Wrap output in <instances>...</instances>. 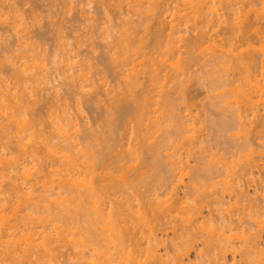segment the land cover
Here are the masks:
<instances>
[{
    "label": "rangeland",
    "instance_id": "rangeland-1",
    "mask_svg": "<svg viewBox=\"0 0 264 264\" xmlns=\"http://www.w3.org/2000/svg\"><path fill=\"white\" fill-rule=\"evenodd\" d=\"M8 1V2H7ZM10 1L12 2L11 4H10ZM27 1V2H26ZM25 2H24V0H5V5H4V3H3V7L2 6H0V49L2 50H0V60L1 61H3V62H0V64L1 63H3V66H1L0 67V83H2L3 85L0 87L1 89H2V87L4 86V88H6V90H8L9 88V91H8V93H9V95L10 96H8V99H6V98H4V97H7L6 96V94H8V93H5L4 95H0V97H2V96H4V97H2L3 98V100H2V104L1 105H3V103H5L4 105H6V103H8L6 106H9L10 104V106L8 107V112H9V110L12 108V106H14V105H12V103H11V101H9V100H12L13 101V99H14V97L15 96H17V94H18V96H17V98H18V102H20L21 100H22V94L23 95H25V96H23V98H25V97H28L27 99H29V100H31V104H30V102H27L28 104H30L31 106H34L33 108L30 106V109H28L29 108V105L25 102V101H27V99L25 100V101H23L24 102V104H22L21 103V105L19 106V108H22L25 104L27 105H25L24 106V108L25 107H27V109L28 110H31L32 111V109H33V111L35 110V112H34V114H32L33 113V111H32V113H30V111H28L27 109H26V112H25V115L23 114H21V111H17V110H15L14 112L17 114L18 112L21 114H19L20 115V117L19 116H17L18 118L17 119H23L24 121L25 120H27L28 118H29V120L31 121V119H30V116L32 115V117L33 118H36L37 117V115H38V117L39 116H41V122H43L44 121V123L42 124V123H38V126H39V129L41 128V127H44V128H41L42 130H43V133L41 134V132L39 133L38 131H39V129H37L38 128V126H37V124H35L34 125V127L36 126V130H38L37 132L39 133V135H38V133L36 134L37 135V137L35 136V139H37L38 138V136H39V140H37V141H43L42 140V136H40V134L41 135H43V139H44V137H48V136H50V134L49 133H51V128H50V125H51V127L52 126H54L53 127V133H55L56 132V126H55V124H54V118H55V116L56 115H58V117H59V119L64 115L65 116V113L66 112H69L68 114H70V115H72V116H70V117H73V118H71V121H70V123L73 121V123L74 124H76V123H78L75 127H74V124L73 123H71V124H73V131H69V132H67V133H65V135L67 134V136L69 135V134H71V135H69V136H72L71 138H77L78 136L77 135H79V141H77L78 143L80 142V144L82 143L83 144V141H84V139L86 138V135H88L87 137H89L90 136V138L92 139V141H94V136L95 135H97V133L96 132H99L100 131V127H101V125L102 126H104V125H106V124H104L103 125V123H104V121H105V119H106V117H105V115H107L109 112H112V111H110L111 109V105H110V101H112L113 99V97L115 96V97H117L118 96V93H122L121 91H122V89L124 88V84H125V82H123V81H125L124 79H125V77H123V74H124V76H125V74H126V71H127V69H129L130 68V65H128V66H126V64H125V66L127 67V69H126V67L125 66H123L122 65V63H123V59H125V55H128L129 57L133 54L132 52H133V50L132 49H130V48H127V47H129L128 45H130V44H128L127 43V47H123V46H126V45H122L123 44V42L122 41H120L119 40V38L120 39H122V37H124L125 39H126V41H127V38H126V34H127V36L130 34L131 35V33L133 32V28L135 29H137V30H134V33L136 34V33H138L136 36H134V37H139V34H140V37L142 36V35H145L146 33H145V31H144V33L142 32L143 31V29H146V27H148V26H153L154 24L153 23H155L153 20L151 21V18H149V16L152 14V13H150V15L147 17V18H149V19H146V15H143L142 16V12L144 11L143 9H144V6L147 8L148 7V5H156V3H158V2H162V3H158V4H160V5H162V6H159V9H160V12L163 14H161L160 12H159V15L161 14L162 16L160 17L159 16V18L160 19H162L163 18V20H161V21H163V22H168L169 24L171 23V21H172V17L175 19V23L177 24V22H178V19L180 18V16H183L184 15V11H186V10H188L187 8L188 7H186L185 9H184V1H176L177 3L176 4H174L175 2H173V1H175V0H173V1H171V0H169V2H168V0L167 1H164V0H159L158 2H157V0H152L153 2H151L150 0H146V2H145V0H139V1H137V0H133L132 2H137V4L138 5H140L139 7L141 8V5L143 6L141 9L143 10H138L139 12H137L136 11V7H138V6H136V5H133V6H135V10L134 11H132L131 10V12H130V14L129 13H127V11L128 10H130V9H132V8H130V9H128L127 8V5L126 4H128V2H125L126 4V6H124V3H121V0H26ZM28 1H30L29 3H28ZM110 1V2H109ZM118 1V2H117ZM217 1V0H216ZM221 0H219V2H220ZM238 1H245L244 3L243 2H241V4L238 2ZM230 0V1H228V0H222L220 3H218V1L215 3V0H213V2L215 3H213V7H214V9L213 10H218L217 12L219 13V14H217V12L215 11V14H211V12L213 11H205V15L204 16H202L201 17V19L203 18V17H205V18H208V19H202V20H198L197 22L199 23L200 22V24H197V22H195L196 23V25H195V23H193V22H191V21H189L190 23H189V25L186 23V24H183L184 23V21H185V19L183 18L182 20V22L180 21L179 23L181 24L179 27H182V25H183V28H179V32L181 31V33L182 34H178L177 36H175V39L177 40V42H176V40H175V43H177L178 44V46L179 45H181L182 43V46L184 47V49L186 50V48H185V45L188 43L186 40L187 39H189V38H193L194 36H196V32L195 31H197V29H201L202 31H204V32H209V34L214 38V34L215 33H217V35H218V37L215 35V38L213 39L212 37H210L211 39H213V41L215 42L214 43V45H215V48H214V46H212L211 47V43H213V42H206V44L205 45H203V47L202 46H200L199 47V49H193V50H191L190 52H192V51H194L195 50V52H194V55H196L197 54V56H194L193 55V53H190V54H192V55H190L189 56V61H187V62H185V58H188V54H185L186 52L184 51V52H181L182 54H183V57H184V59H182L183 57L182 56H180V54L181 53H179V54H177V56H180V57H182L181 59H182V63H184L186 66H184L183 68L185 69V68H187L188 69V71L186 72V71H184V73H183V77L182 76H180L179 77V79L180 80H178V82H175V81H177V79L175 78L174 79V76H173V78L171 77V80H169L168 79V81H169V83H168V81L167 80H164L165 81V83H164V81L162 80V84H164V87L166 88L167 86H168V88L167 89H169V87H171V86H173V88H175V89H172V87H171V89H172V91H171V89H169V90H167V89H165V91H163V92H167V91H170L171 92V94H170V101H171V99H175V101L174 102H176L177 104H174V102H173V107H175L174 108V110H177V108L179 109L180 108V110L178 111L177 110V113L176 114H178V113H180V111L182 112L181 114H179V117H180V115H181V117H183L184 115V117L183 118H187V121L184 119V121H186V122H192V123H189L190 125H188V127H187V129H186V132H184V133H180V131H176V127H175V123H173L172 121H174V120H172L171 119V123L172 124H174L172 127H173V129L175 130L174 132H173V130H171L170 128H169V126L171 127V125L172 124H170V118H169V116H168V113L166 114V112H164L165 110V105L163 104V106H161V107H163V109H161V107H159L160 109L158 110V107L157 106H155L154 108H157V110L158 111H156V113L154 114V113H152L151 114V117H153L152 119H154V117L156 118L158 115H161V116H158L160 119H158L159 120V122H161L160 123V125H162V128L160 127L159 129L161 130H156V133H155V130L153 131V132H150L151 134H149L148 132H146L147 133V137H149V143L151 142V143H153V141L154 140H156L157 139V137H159L158 139H160L161 141L165 138V137H170L171 138V136H172V138H171V142L173 143V144H169V142H168V146L167 147H165V149L164 150H161L162 152L164 151V154H166L165 156L163 155V154H161L162 155V157H163V159L162 160H164V162H165V159L164 158H166L167 156L169 157V158H171V157H173L172 159H171V161L172 160H176V161H179V160H177L178 158L180 159H182V162L184 163V166H183V163H180V165H177V167L179 166V168H180V166H182V168L183 167H185V169L187 170H185L186 172H184V174L186 175V177H187V179H186V177H184L183 178V183H185L184 185H181V186H179L180 188H178V189H176V191H177V193H176V195H178V196H180V197H178L177 198V200H181V199H183L184 197H183V194H185V185H187V187H186V193L187 194H189V196L188 195H186V196H188V197H190L191 195H193V193H198L199 191H201V192H199L200 194L201 193H203L202 195H204V196H202V195H200L199 193V195L197 194H194V196L196 195V196H199V197H201V200H200V198H198V199H196L197 197L195 196V198H193V196L192 197H190V200H189V198L187 197H185L183 200L184 201H186L187 202V200L186 199H188L189 201H190V203H188L187 202V204H190L191 206H193V208H195V204H196V207L198 206L197 204H199V206L197 207V208H199V211H200V207H202V205L200 204V203H198V202H204L205 201V196H207L206 198L208 199L207 201H205L204 203H202L203 204V206H205V205H208L206 208L205 207H202L201 208V211H200V213H201V215L199 214V213H197L196 215H198L197 217H196V215H194V216H191L190 217V219H193V218H196V220L198 221V224H199V228H201L199 231H197V236L200 234V233H202V238L201 237H199V239L201 240L200 242H197L196 243V245H195V249L193 248L191 251H190V253L188 254V256L185 258V264H196L197 262L195 261L196 259H194V258H196L195 257V255H196V253H198V251L199 250H202L203 249V253H205L204 255H206V256H208V258H210V261H212L211 263H214L213 262V260L215 259H217L218 258V260L221 262V263H223L224 261L223 260H225L228 264H234V261H232V262H230V260H231V257H234V256H232V254H230V253H228L225 257H223V255L222 256H220L219 254H220V251L218 252V250L217 249H219V248H215V247H211V252H210V248L209 249H207L204 245H202L203 244V242L202 241H208V240H210V241H214V243L215 242H217V244H218V242H219V240H220V242H222V243H219L218 245L220 246V245H224V246H228V245H231V246H233L234 244L235 245H237L236 247H239V244L240 245H242V240H240V239H242L241 238V236H244V235H246V236H248L247 234H241V232H242V230L241 229H235V230H233L232 231V229H234V227L232 226V229H231V231L229 232H226L227 230H221L220 228L218 229V225H219V221L221 220V217H228V219H230V218H232L233 220H235V219H237V216H238V218H240L241 220L243 219V218H241V217H243L244 215L243 214H245V216L246 217H244V221L245 222H247V220H248V223H251L252 224V221H253V223H256L255 225L254 224H252V225H254V226H256V225H258L259 227H257L256 226V228L254 227V226H252L251 225V231L250 230H248V234H249V237L251 236L250 235V232H251V234H253L252 232H253V228L255 229L254 231H256V233H254V235L256 234V236L258 237L257 238V243H258V248H259V250H261V253H258L257 254V256H255L254 255V258L256 257H258L257 258V260H259V262L258 263H256V258L254 259L252 256H251V258H249L248 259V261H246V264H248V262H250L251 260H252V258H253V260H254V264H262L263 262L262 261H264V206H263V202H261V204L260 205H258V202H257V204L256 203H254L255 202V200H257V201H260V200H258V198H260L261 199V196H262V198H263V195H264V190L262 189V186H261V184L263 185V180H261L262 178H264V109H263V105H264V96H260V95H263L264 94V90H261V88L262 89H264V87H263V84H264V81H262V80H264V78L262 79V76L261 75H263L264 73V68L262 69V67L261 66H264L263 65V63L260 65V67L259 66H257V68L259 67V69L260 70H258V72L260 71V73H259V75H258V72L256 71V75H257V77L256 78H258V77H260L261 76V79L260 78H258L260 81H258V82H256L257 84L256 85H258V83L260 82V84H259V86L260 87H258L257 86V88L256 89H253V88H255L254 87V85H255V82H254V80H251V81H253V82H251V84H249V85H251L252 86V88H251V86H248V83H247V78L245 79V81L243 80V78L242 77H245L244 76V74H243V76L241 75V73H244L243 71L242 72H240L239 71V68H242V67H240L239 65L236 67V65L234 64L233 65V63L234 62H232V63H229L230 62V60L228 59V58H232L231 56V54H230V51L232 50L233 52H234V47H232L231 45H229L228 46V44H230V43H227V39H229V37H230V35H231V31L232 30H229V27H226V24H228V23H226L225 25H223L224 23V20H225V22L226 21H228V22H230V21H233V22H230L231 23V25L230 24H228V26H230L231 28L230 29H234L235 30V28H237L238 27V25H240V24H243L244 22H246V21H244L245 19L243 18V17H247L248 19H250L249 21L250 22H253L254 21V19H258L259 18V21L258 20H255L254 22H262L260 25L261 26H263L262 28H264V0H259L258 2L256 1V0H254V2L255 3H253V4H255V5H253V6H251L252 4H251V2L249 3V4H251V5H249L248 4V0H247V2H246V0ZM252 1V0H251ZM6 2H7V4H6ZM45 2V3H44ZM114 2V3H113ZM130 2H131V0H130ZM136 2L134 3V4H136ZM145 2V3H144ZM149 2L151 3V4H149ZM155 2V3H154ZM169 3V5H167V3ZM179 2H181V3H179ZM182 2H183V4H182ZM231 2V3H230ZM237 4V6H236V4ZM253 2V1H252ZM9 3V4H8ZM25 3V4H24ZM28 3V4H27ZM33 3H34V5H33ZM36 3V4H35ZM104 3V4H103ZM118 3H119V5H118ZM140 3V4H139ZM142 3H144V4H147V5H144V4H142ZM153 3V4H152ZM171 3V4H170ZM182 5V7H180V5ZM224 3V4H223ZM228 3H230V5L228 4ZM238 3L240 4V5H238ZM245 3H247V5L250 7V8H254V9H256V11H257V13H255L256 11H253L255 14H253V12H251V10H249L250 8L247 6H245ZM32 4V5H31ZM67 4V5H66ZM114 4V5H113ZM218 4H220V5H218ZM6 5H8V6H6ZM102 5H103V7H102ZM172 5V6H171ZM177 5L180 7L179 8V11H180V15H178L179 14V11H178V13L177 12H173L172 10H174L175 9V11H176V8H177ZM222 5V6H221ZM223 5H225V6H223ZM227 5V6H226ZM229 5V6H228ZM233 5V6H232ZM169 7L170 9H172L173 7V9L172 10H169V9H167L166 7ZM211 6V8H212V4L210 5ZM215 6H218V7H215ZM231 6H232V8H233V10H232V8H231ZM235 6V7H234ZM244 8H243V7ZM8 7V8H7ZM67 7V8H66ZM104 7L106 8L105 10H104ZM122 7V8H121ZM123 7H126L128 10L126 11V8H124L123 9ZM161 7H163L162 9H161ZM176 7V8H175ZM226 7V8H225ZM229 7V8H228ZM166 8V9H165ZM219 8V9H218ZM224 8V9H223ZM235 8V9H234ZM238 8V9H237ZM239 8H240V10H239ZM243 8V9H242ZM2 9V10H1ZM12 9V10H11ZM123 9V10H122ZM226 9V10H225ZM242 9V10H241ZM253 9V10H254ZM4 10V11H3ZM69 10V11H68ZM122 10V11H121ZM169 10V11H168ZM178 10V9H177ZM182 10V11H181ZM184 10V11H183ZM225 10V11H224ZM232 12V13H230V11ZM238 12H237V11ZM136 11V12H135ZM142 11V12H141ZM165 11V12H164ZM234 11V12H233ZM236 11V12H235ZM241 11V12H240ZM249 11H250V13H249ZM3 12V13H2ZM68 12V13H67ZM119 12V13H118ZM126 12V13H125ZM129 12V11H128ZM133 12H135L134 14H133ZM145 12V11H144ZM158 12V11H157ZM164 12V13H163ZM182 12V13H181ZM188 12V11H187ZM186 12V13H187ZM228 12V13H227ZM240 12V13H239ZM248 12V16L247 15H245V13H247ZM8 13V15H5V14H7ZM13 13V15H11ZM15 13V14H14ZM118 13V14H117ZM138 13V14H137ZM173 13H176L175 15H178V17H174L175 15H173ZM185 13V14H186ZM237 13V14H236ZM243 13V14H242ZM4 14V15H3ZM10 14V15H9ZM145 14V13H144ZM147 14V13H146ZM183 14V15H182ZM209 14H211V16H209ZM217 14V15H216ZM221 14H222V16H221ZM234 14V15H233ZM240 14H241V16H240ZM3 15V16H2ZM126 15V16H125ZM148 15V14H147ZM216 15V16H215ZM219 15V16H218ZM237 15H239V16H237ZM254 15V16H253ZM257 15H259V16H257ZM145 16V17H144ZM226 16V17H225ZM230 16V17H229ZM243 16V17H242ZM7 18V19H5V18ZM220 17V19H218L217 20V18H219ZM222 17V18H221ZM229 17V18H228ZM242 17V19H243V21L244 22H241L242 20H240V18ZM255 17V18H254ZM14 18V19H13ZM142 18V19H141ZM144 18V19H143ZM152 18H154V16L152 17ZM155 18H158V15H156L155 16ZM165 18V19H164ZM176 18H177V20H176ZM213 19L214 21L213 22H215L214 24H216L215 26H214V24L212 25V21L210 22L209 21V19ZM236 18H239V20H238V23H240V24H236L237 23V20H236ZM254 18V19H253ZM16 19V20H15ZM171 19V20H170ZM211 19V20H212ZM236 21H235V20ZM247 19V20H248ZM251 19H253V21L251 20ZM262 19V20H261ZM7 22H6V21ZM12 20V21H11ZM17 20H18V22H17ZM73 20V21H72ZM127 21L126 23H124V22H122V21ZM147 20H149L148 21V23H147V26H146V22H147ZM164 20H166V21H164ZM179 20H181V18L179 19ZM207 20V22H208V25H205V24H203L201 21H206ZM230 20V21H229ZM261 20V21H260ZM170 21V22H169ZM219 21V22H218ZM240 21V22H239ZM6 22V23H5ZM13 22H14V26H13ZM24 23V25H22L23 23ZM120 22H122V23H120ZM145 22V23H144ZM153 22V23H152ZM210 22V23H209ZM217 22V23H216ZM22 23V24H21ZM70 23V24H69ZM150 23V24H149ZM201 23H202V25H201ZM218 23H222V25H220L219 26V24ZM235 23V24H234ZM72 24L74 25V26H72ZM118 24H120L121 26H119ZM122 24H124V26L122 25ZM153 24V25H152ZM167 24V23H166ZM232 24L235 26V28H234V26H232ZM263 24V25H262ZM16 25V26H15ZM26 25V26H25ZM71 25V26H70ZM77 25V26H76ZM128 25V26H127ZM185 25H188L187 26V28H186V26ZM196 26V27H198L196 30H195V28H194V26ZM200 25V26H199ZM12 26H13V28H14V30L13 29H11L12 28ZM19 26H20V28H19ZM23 26H25V27H23ZM130 26H133L132 28L130 27ZM146 26V27H145ZM193 26V27H192ZM203 26V27H202ZM208 26H211V27H207L208 28V30H206L205 31V29H207L206 27ZM216 28H214V27ZM258 26H259V24H258ZM11 27V28H10ZM18 28V29H16V28ZM22 27H23V29H22ZM47 27H48V29H47ZM220 27V28H219ZM240 27V26H239ZM260 27V26H259ZM38 28V29H37ZM40 28V29H39ZM59 28V29H58ZM62 28V29H61ZM129 28V29H128ZM131 28V29H130ZM184 28H186V29H184ZM192 28H194L193 30H192ZM213 28H214V30H213ZM218 28H219V31H218ZM226 28H227V30H229L228 31V33H224L223 31H225L226 30ZM24 29L26 30V31H24ZM45 29H46V31H45ZM61 29V30H60ZM69 29V30H68ZM73 29V31H71ZM119 29H120V31H119ZM139 29H142L141 31L139 30ZM152 29V28H151ZM182 29H184V30H182ZM211 29V30H210ZM9 30H11L10 32H9ZM28 30V31H27ZM41 30H43V31H41ZM52 30V31H51ZM57 30V31H56ZM122 30V31H121ZM132 30V31H131ZM195 30V31H194ZM214 32H213V31ZM217 30V31H216ZM223 30V31H222ZM226 30V31H227ZM15 31H18V32H15ZM29 36V37H31V38H29L24 32ZM46 32V34H45V32ZM130 31V32H129ZM137 31V32H136ZM185 33V34H183V32ZM13 32H14V34H13ZM30 32V33H29ZM122 32V33H121ZM124 32V33H123ZM125 32H127V33H125ZM139 32H141V33H139ZM147 32V31H146ZM219 32H221L220 34H219ZM223 32V33H222ZM20 33V34H19ZM42 33L44 34V35H42ZM54 33H55V35H54ZM114 33V36H112V34ZM119 33H121V35L119 34ZM143 33V34H142ZM167 33V32H166ZM214 33V34H213ZM12 34V35H11ZM18 34V35H17ZM22 34H24L23 36L25 37H28L29 39H27V38H24V41H26V39L32 44L33 43V45H31L32 47L34 46V44L37 46V48H36V52L37 51H39L38 53H37V55H38V58H37V56H34L33 58L35 59H33L29 54H31L32 55V53L33 52H30L29 51V53L28 54H26V53H21L22 52V50H23V44L22 45H17V43H16V41L17 40H21V38H22ZM37 34V35H36ZM60 34H62V35H60ZM84 34V35H83ZM123 34H125L124 36H123ZM188 34H189V36H188ZM193 34V35H192ZM230 34V35H229ZM15 35V36H14ZM39 35H40V37H39ZM42 35V36H41ZM59 35V36H58ZM72 35H73V37H72ZM116 35V36H115ZM183 35V36H182ZM222 35H223V37H222ZM229 35V36H228ZM47 36V37H46ZM54 36V37H53ZM71 36V37H70ZM79 36H81V37H79ZM84 36V37H83ZM87 36V37H86ZM146 36V35H145ZM144 36V37H145ZM182 36V38L184 37L186 40V42L183 40V42L181 43L180 42V40H179V38ZM187 36V37H186ZM208 37H209V35H207ZM226 36V37H225ZM247 36H248V33H247ZM20 39H19V38ZM43 37V38H42ZM45 37H46V39H45ZM57 37V38H56ZM79 37V38H78ZM133 37V38H134ZM11 38H13V39H11ZM72 38V39H71ZM74 38V39H73ZM76 38L77 39H79V40H76ZM81 38H82V40H81ZM90 38H92V39H90ZM115 38V39H114ZM118 38V39H117ZM178 38V39H177ZM183 38V39H184ZM191 38V39H192ZM216 38H218V39H216ZM35 39V40H34ZM47 39H49V40H47ZM60 39V40H59ZM62 39V40H61ZM65 39H66V41H65ZM85 39V40H84ZM87 39V40H86ZM124 39V40H125ZM128 39H132V36H131V38H130V36H129V38ZM181 39V38H180ZM219 39H221V40H219ZM254 39H259V38H253V40ZM31 40V41H30ZM44 40H45V43H44ZM47 40V41H46ZM59 42H58V41ZM73 40V41H72ZM89 40V41H88ZM93 40V41H92ZM109 40V41H108ZM130 40H128V41H130ZM179 40V41H178ZM227 40V41H226ZM253 40H252V44H250V46H249V48H251V47H253V48H255V49H257L258 51L260 50L259 48H260V45L262 44H264V40H263V43H262V40H261V42H259L258 40H254V41H258V44L256 43V42H253ZM27 41V42H28ZM35 41H36V43H35ZM39 41V42H38ZM56 41H57V43H56ZM77 41V42H76ZM90 41H92V42H90ZM108 41V42H107ZM113 41V42H112ZM127 41V42H128ZM189 41V40H188ZM16 44H15V43ZM18 42V41H17ZM22 42V41H21ZM29 42L27 43V44H29ZM42 42V43H41ZM75 44H74V43ZM78 42H81V43H79L78 44ZM88 42V43H87ZM112 42V43H111ZM115 42V43H114ZM117 42H118V44H117ZM120 42L122 43V44H120ZM181 44H180V43ZM12 43V44H11ZM20 42H18V44H19ZM59 43V44H58ZM64 43H65V45H64ZM70 43V44H69ZM87 43V44H86ZM90 43V44H89ZM108 43V44H107ZM129 43H131V41L129 42ZM147 43V42H146ZM216 43H217V45H216ZM226 43H227V45H226ZM256 43V44H255ZM259 43H261V44H259ZM3 44V45H2ZM8 44V45H7ZM11 44V45H10ZM67 44V45H66ZM84 46V45H86V46H82V45ZM93 44V45H92ZM122 45V47H120L119 49H118V47H117V45ZM124 44H126L125 42H124ZM148 44V43H147ZM209 44V45H208ZM224 45V47H223V45ZM232 44H235V45H237L238 43H236V39H235V41H234V43L232 42ZM14 45V46H13ZM39 45V46H38ZM45 45V46H44ZM54 45V46H53ZM57 45H59L58 47H57ZM70 45V46H69ZM72 45V46H71ZM78 45H80V48L78 47ZM94 46V47H88V46ZM106 45H107V47H106ZM176 45V44H175ZM239 45V44H238ZM5 46V47H4ZM10 46V47H9ZM13 46V47H12ZM21 46V47H20ZM36 46H34V47H36ZM44 46V47H43ZM64 46V50L62 49V47ZM78 47V48H74V47ZM99 46V47H98ZM109 46H112V47H110L109 48ZM15 47V48H14ZM19 48V49H16V48ZM40 47H42V48H40ZM60 47V48H59ZM103 47H106V50H105V48H103ZM117 47V48H116ZM131 48H132V45L130 46ZM218 47V48H217ZM248 47V46H247ZM247 47H245V48H247ZM263 47V46H262ZM4 48V49H3ZM8 48V49H7ZM39 48H40V50H39ZM76 51V53L74 54V52L75 51H72L73 49ZM85 48V49H84ZM94 48V49H93ZM116 48V49H115ZM121 48H127V49H130L131 50V52H130V50H125L124 49V51H125V53L126 54H122V56H121V51H122V53H124V51H123V49H121ZM182 48V47H181ZM180 48V51H183L182 49ZM202 48V49H201ZM215 49L216 51H215V53H217V52H220V54H222V52H223V50L226 52V54L228 53V54H230L229 56H225V55H223V59H222V57L221 58H217L218 59V61H220V63H217L218 61H217V59L216 58H214V57H210L211 56V54L214 52L212 49ZM217 48V49H216ZM220 48H222V52L220 51ZM224 48V49H223ZM244 47L242 48V49H245ZM11 49H12V51H11ZM45 49H47V50H45ZM81 49V50H80ZM88 49V50H87ZM97 49V50H96ZM103 50V51H101V50ZM118 49V50H117ZM210 49L212 50L211 51V54L209 53L210 52ZM230 49V50H229ZM248 49V48H247ZM7 50V51H6ZM16 50V51H15ZM17 50H19V51H21L20 53L17 51ZM44 50V51H43ZM59 50V51H58ZM82 52L83 51V54L85 55V57H84V55H82V53H79L80 51ZM96 52H95V51ZM100 50V51H99ZM108 50V51H107ZM115 52H114V51ZM149 50V49H148ZM219 50V51H218ZM251 50L253 51V49L251 48ZM262 50H263V48H262ZM261 50V51H262ZM6 51V52H5ZM42 51V52H41ZM52 51V52H51ZM59 53H58V52ZM67 52L66 54L64 53V52ZM79 51V52H78ZM85 51V52H84ZM90 53H89V52ZM117 51H118V54H116L117 53ZM208 53H207V52ZM231 51V52H232ZM44 52V53H43ZM72 52V53H71ZM77 52H78V57L77 56H75V55H77ZM92 52L94 53V55H96L95 53H97V55L96 56H94L93 54H92ZM101 54H99V53ZM109 52V53H108ZM112 52H113V54H112ZM232 52V53H233ZM254 52H255V50H254ZM257 52V51H256ZM16 53V54H15ZM47 53V54H46ZM50 54V56H49V54ZM56 53V54H55ZM66 55H64V54ZM86 53V54H85ZM106 53V54H105ZM114 53H115V55H114ZM119 53H120V55H119ZM199 53V54H198ZM204 53V54H203ZM258 53V52H257ZM4 54H5V56H7V57H4ZM11 54V55H10ZM18 54V55H17ZM20 54H23L24 55V57H29V60H30V58H32L31 59V61L33 60V63L30 61H28V62H26V64H25V66H27L28 67V69L25 71L24 70V72H22V73H25V75L24 74H20L19 72L21 71L20 69H23L21 66L22 65H20V64H22L21 62H25V60L23 61V60H20V57L19 56H22V55H20ZM53 54H55V55H53ZM64 56H63V55ZM68 54V55H67ZM184 54H185V56H184ZM207 54H209V55H207ZM219 54V53H218ZM219 54V55H220ZM223 54H224V52H223ZM233 54H235V52L233 53ZM14 55V56H13ZM15 55H17L16 57L19 59V60H16L17 58L15 57ZM26 55V56H25ZM39 55H40V57H39ZM46 57H45V56ZM81 55V58H82V60H81V58L79 59V56ZM87 55V56H86ZM99 55V56H98ZM104 55H106V57L107 56H109V57H111V58H113V61H112V59L111 58H106V57H104ZM119 55V56H118ZM204 55V56H203ZM217 55V54H216ZM219 55H218V57H219ZM4 58H3V57ZM10 56H11V58H10ZM43 56V57H42ZM69 56H71V58L69 57ZM93 56V57H92ZM203 56V57H202ZM207 56V58H205ZM2 57V58H1ZM13 57L15 58V59H13ZM41 57H42V59H41ZM59 57V58H58ZM61 57V58H60ZM69 57V58H68ZM75 57H76V59H78V60H76L75 59ZM88 57V59H86ZM96 57L98 58V59H96ZM100 57V58H99ZM101 57H102V59L104 60V61H107V59L109 60L106 64L104 63V64H102L100 61H102V59H101ZM104 57V58H103ZM118 57H119V59H120V57L122 58V57H124V58H122V59H120L121 61H117L116 62V59L117 60H119L118 59ZM129 57H127V58H129ZM191 57H192V59H191ZM196 58V60L194 59V58ZM224 57H227V58H224ZM26 58V59H27ZM43 58H45V60L43 59ZM52 58V59H51ZM66 58V59H65ZM67 58L68 59H71V63H70V61H67L66 62V60H67ZM74 58V59H73ZM90 58V59H89ZM92 58H94V59H96L97 61L99 60V64L98 65H100V66H98L97 64H95L96 63V60L94 61ZM201 60H200V59ZM204 59V61L205 62H208V63H205V65L203 64L204 63V61H203V59ZM208 58H210V60H211V58H214L213 59V61L211 60H209ZM263 58V57H262ZM262 58H261V60H262ZM51 59V60H50ZM61 59V60H60ZM63 59H65V61H64V63H66V65L63 63ZM86 59V60H85ZM115 59V60H114ZM201 61H199V60ZM206 59H208V61L206 60ZM220 59V60H219ZM225 59H227V60H225ZM8 60V61H7ZM13 60H16V61H13ZM53 60H54V62H53ZM59 60V61H58ZM77 61V63H76V61ZM81 60V62L84 60V61H87L86 62V66H87V64H89L88 65V71H84L85 73H89V74H92V76H91V81L89 80V78H90V76H89V74H88V77L86 76V77H82V79H80L81 78V75H82V72H80L81 73V75H77V77H78V81L76 80V78H74L75 76L74 75H76V74H80L79 72H78V69L80 68V66H79V64H80V61ZM88 60H90V61H92L91 63H93V61L95 62L94 64L97 66V67H99V70H101V71H104L103 69H105V71H104V73H100V71L98 70L97 71V67H95V65H93L92 66V70L90 69L91 68V63H89L90 61H88ZM123 60V61H122ZM126 60V59H125ZM192 61V64L190 63L191 61ZM193 60H195V61H193ZM215 60V61H214ZM224 60V61H223ZM260 60V61H261ZM5 61H7V62H5ZM12 61V62H11ZM40 61H43V62H40ZM47 61V62H46ZM57 61L59 62L58 64H57ZM62 61V62H61ZM116 62V66H117V68L115 67V63H113V62ZM217 61V62H216ZM227 61V62H226ZM231 61H233V59L231 60ZM8 62H9V65H7L8 64ZM14 62H15V65L18 67V65L21 67L20 69H19V67H18V70L19 71H16L15 70V68H17L15 65H14ZM19 62V64H17V63ZM52 62V63H51ZM74 62V63H73ZM111 62V63H110ZM125 62V61H124ZM180 62V63H181ZM191 64V66H190V64ZM194 62H197V64L196 63H194ZM203 62V63H202ZM224 62H226V64L224 63ZM262 62H264V60H262ZM37 63H38V67H39V64L41 63V68H34V69H32L31 68V66L32 65H35V67H37ZM64 65H63V64ZM79 63V64H78ZM108 63H110L111 65H109V67L107 68V65H108ZM118 63V64H117ZM119 63H121V64H119ZM125 63H127V62H125ZM182 63H181V66H183L182 65ZM217 63V64H216ZM225 65H224V64ZM6 66H5V65ZM14 66H13V65ZM29 64V65H28ZM55 64H57L56 66H55ZM62 64V65H61ZM67 64L69 65V64H71L72 66H70V67H68L67 66ZM74 64V65H73ZM220 64H222V65H220ZM227 64H228V66H232V68L231 67H228L227 66ZM232 64V65H231ZM31 65V66H30ZM102 65V66H101ZM106 66V68H104L105 66ZM123 66V68H122V66ZM194 65H199V66H194ZM203 67H201V66ZM204 65V66H203ZM209 65V66H208ZM213 65V66H212ZM8 66V67H7ZM44 66V67H43ZM67 66V68H65V67ZM112 66V67H111ZM120 66V67H119ZM225 66V67H224ZM236 67L237 69H235L234 67ZM7 67V68H6ZM11 67L12 68H14V70L12 69L11 70ZM44 69H43V68ZM77 68V70H75V68ZM101 67V68H100ZM200 67H201V69H200ZM205 67H208V68H206L205 69ZM227 67V68H226ZM3 68H4V70H3ZM56 68V69H55ZM61 68V69H60ZM95 68H96V70H95ZM103 68V69H102ZM182 68V67H181ZM182 68V69H183ZM226 69V71L224 70H222V69ZM233 68L235 69V70H233ZM29 69H32V70H34V71H32V70H30L31 72H32V74H34L36 71V73L37 74H35L36 76H34L33 77V75L30 73V71H29ZM56 70V71H54V70ZM61 71H60V70ZM67 69V70H66ZM69 69H71V70H69ZM89 69H90V71H89ZM93 69L95 70V71H97V73L95 72V71H93ZM115 69H117V70H115ZM121 69H123V70H121ZM203 69V70H202ZM231 69V70H230ZM40 70H41V72L43 73H41V74H39L40 73ZM59 70V71H58ZM62 70H63V74L61 73L62 72ZM66 70V71H65ZM230 71V72H228V71ZM236 70H238L237 71V73H239V74H237L236 73ZM241 70V69H240ZM254 70V69H253ZM256 70V69H255ZM261 70H262V72H261ZM5 74V76H4V74L2 73V72ZM10 71V73L8 74V72ZM11 71H12V74H11ZM13 71H15V72H13ZM28 71H29V73H28ZM44 71V72H43ZM54 71V72H53ZM67 71H69L67 74H65L66 75V77H62V78H60L59 79V75H64V73H66ZM75 72V73H73V74H70L71 72ZM92 71V72H91ZM117 71V72H116ZM167 71V70H166ZM199 71V72H198ZM202 73H201V72ZM232 71H235L234 73H232ZM78 72V73H77ZM84 72H83V74H84ZM102 75H100V76H97V75H99V73ZM119 72V73H118ZM172 72V71H171ZM169 73L170 75L169 76H172V74H173V72L172 73ZM197 74H196V73ZM13 73H15V74H13ZM28 74V77H30V79H34V81H31L32 83H30V81H29V79L27 80V74ZM54 73V75H52ZM56 73V74H55ZM60 73V74H59ZM123 73V74H122ZM203 73H205V74H203ZM3 74V75H2ZM46 74V75H45ZM58 74V75H57ZM86 74V75H87ZM112 74H113V76H112ZM195 74V76H193ZM225 74V75H224ZM233 74V75H232ZM234 74H236V75H234ZM255 74V73H254ZM261 74V75H260ZM6 75H8L9 77H11V75H12V77L11 78H9L8 76H6ZM17 76L18 78H19V75L21 76V77H24V81L23 80H21V79H23V78H16V80L19 82H17L15 79H13V76ZM32 75V76H31ZM44 75V76H43ZM52 76L53 77V79H55V80H58V81H60V84L59 83H57L58 81H55L54 80V84H53V82L51 83V77H49V76ZM64 75V76H65ZM85 75V74H84ZM109 75V76H108ZM174 75V74H173ZM186 77H185V76ZM193 76V78H190V77H192ZM224 75V76H223ZM240 76V77H238V76ZM2 76V77H1ZM38 76V77H37ZM41 76V77H40ZM46 76V77H45ZM57 76V77H56ZM68 76H69V78L71 77V76H74L73 77V80H75L76 81V83H75V81H74V85H73V81L71 80V81H69L71 84H69V82H66V81H68V80H70V79H67L66 80V78H68ZM95 76V77H94ZM111 76V77H110ZM118 76H119V78L122 80V82H123V85H122V83L120 82L121 80L118 78ZM190 76V77H189ZM219 77V79L218 80H216L218 77ZM221 76H223V77H221ZM232 78L231 80H230V78ZM242 76V77H241ZM264 76V75H263ZM4 77H5V79H4ZM116 77V78H115ZM234 77V78H233ZM238 79H236V78ZM15 78V77H14ZM36 78L38 79V80H36ZM50 78V79H49ZM83 78H85V79H83ZM113 78V79H112ZM117 78H118V80H117ZM188 78H189V80H188ZM225 78V79H224ZM241 78V79H240ZM7 79H9V81L7 80ZM12 79L14 80V81H12ZM52 79V80H53ZM184 79V80H183ZM197 79V80H196ZM241 81H240V80ZM21 82H20V81ZM26 80L27 81H29V82H27V84H26ZM36 80V81H35ZM49 80V81H48ZM65 81V82H63V81ZM85 80V81H84ZM174 80V81H173ZM183 80V81H182ZM237 80V81H236ZM257 80V79H256ZM7 81H8V83H7ZM22 81L25 83V85H27V86H25L23 83H22ZM79 81H80V83H79ZM83 81V82H82ZM112 81V82H111ZM142 81V82H141ZM140 82L141 83H143V80H141ZM175 82L176 84H174L173 82ZM180 81V82H179ZM213 81V82H212ZM216 81V82H215ZM218 81V82H217ZM219 81H222V82H219ZM230 81V82H229ZM235 83H234V82ZM239 81V82H238ZM243 81H244V83H243ZM50 82V83H49ZM78 82V83H77ZM85 82H87V83H85ZM107 82V83H106ZM111 84H110V83ZM115 82V83H114ZM10 83V84H9ZM20 83H22L21 85H24L25 87V89H24V92H23V90L21 89V88H19L18 86H21V85H19ZM65 86V88H64V86L62 85V84ZM65 83V84H64ZM67 83L69 84L68 86H67ZM83 83V84H82ZM85 83V84H84ZM97 83V86L95 85ZM101 85H100V84ZM119 85H118V84ZM140 83V84H141ZM167 83H168V85H167ZM241 83V84H240ZM250 83V82H249ZM263 83V84H262ZM5 84H7L6 85V87H5ZM103 84H105V85H103ZM109 84V85H108ZM120 84H121V86H120ZM145 84V83H144ZM166 84V85H165ZM174 84V85H173ZM177 84H178V86H177ZM181 84V85H180ZM231 84H235L234 86H232ZM242 84H244V85H242ZM11 85V86H10ZM14 85H15V89H14ZM79 85V86H78ZM92 85V86H91ZM143 85V84H142ZM180 85V86H179ZM185 85H187V87L185 86ZM240 85V86H239ZM242 85V86H241ZM13 86V87H12ZM17 86V87H16ZM29 86V87H28ZM57 87L56 89H55V87ZM86 88H85V87ZM90 86V87H89ZM103 86V87H102ZM107 86V87H106ZM114 86V87H113ZM174 86H176V87H174ZM59 87H60V89H59ZM66 87H70V89H71V92L73 91V94L71 93V92H69L68 91V93L66 92V90H68V88H66ZM77 87H79L78 89H79V91H77L78 89H77ZM80 87H82V88H80ZM97 87L100 89H98L97 90ZM116 87V88H115ZM120 87V88H119ZM239 87V88H238ZM241 87H246V88H242V89H240ZM249 87V88H248ZM62 88V89H61ZM65 90H64V89ZM75 90H73V89ZM106 88V89H108L109 88V90H106V91H108V93L104 90V89ZM139 88H141V87H139ZM12 89V90H11ZM26 89H28V90H26ZM58 89V90H57ZM69 89V90H70ZM83 89V90H82ZM92 89V90H91ZM114 89V90H113ZM121 90L120 92L118 91V90ZM185 89V90H184ZM247 89H249V90H247ZM252 91H251V90ZM22 90V92L23 93H20V91ZM53 90V91H52ZM55 90V91H54ZM117 92H116V91ZM167 90V91H166ZM173 90H176V91H173ZM182 90V91H181ZM244 90H246V91H244ZM255 90V92L256 93H253V91ZM256 90H258V91H256ZM259 90H260V92H259ZM30 91V92H29ZM32 91V92H31ZM35 93H34V92ZM90 91H92V92H90ZM96 91H98V92H96ZM105 91V92H104ZM111 91H115L114 93H112ZM125 90H123V92H124ZM153 91V90H152ZM157 91V90H156ZM153 91L152 92V94L154 93L155 95H157L158 94V92L159 91ZM179 91H181V92H179ZM243 91V92H242ZM15 92V93H14ZM58 94H57V93ZM96 92V93H95ZM110 92V93H109ZM138 91H137V89H136V93H137ZM172 92L174 93L173 95H175L176 96V94H178V92H179V95H181V94H183V92H184V94L185 95H181L182 96V99H178L179 98V95H178V98L176 97L175 98V96H173L172 98H171V95H172ZM246 92V93H245ZM248 92V93H247ZM33 93V94H32ZM70 93V94H69ZM76 93V94H75ZM107 93V94H106ZM112 93V94H111ZM176 93V94H175ZM181 93V94H180ZM245 93V94H244ZM260 93V94H259ZM15 94V95H14ZM20 94H21V96H20ZM31 96H30V95ZM64 94V95H63ZM68 94V95H67ZM85 94V95H84ZM92 94H93V97L91 98V96H92ZM95 94V95H94ZM116 94H117V96H116ZM167 94H169L168 92H167ZM246 94H248V95H246ZM259 94V95H258ZM14 95V96H13ZM27 95V96H26ZM77 95H79L78 97H76ZM90 95V96H89ZM96 95H98V96H96ZM105 95V96H104ZM189 96V98L188 97H186V96ZM12 96H13V99H12ZM20 96V97H19ZM30 96V97H29ZM38 96V99L40 100V101H45V102H40L39 100H36V99H33L32 97H34V98H36ZM53 96V97H52ZM94 96H96V97H94ZM103 96V97H102ZM107 96H108V98H107ZM11 99H10V98ZM56 99H55V98ZM58 97V98H57ZM73 97H75V98H73ZM80 97V98H79ZM88 97V98H87ZM183 97L184 98H186V99H188V101L185 99H183ZM2 98H0V99H2ZM21 98V100H19ZM31 98V99H30ZM53 98V99H52ZM79 98V99H78ZM81 98H82V100H81ZM95 98H97L96 99V101H95ZM99 98V99H98ZM102 100H101V99ZM111 98V99H110ZM159 98V97H158ZM161 98V97H160ZM261 98V99H260ZM4 99H6L5 100V102H3L4 101ZM15 99H16V97H15ZM15 99H14V101H15ZM43 99H45V100H43ZM51 99V102L49 101ZM80 100V101H78V100ZM93 99V100H92ZM105 99V100H104ZM179 100V101H177V100ZM28 100V101H29ZM59 100H60V102H59ZM90 101V102H93L94 104H95V106L97 107V109H96V107L94 108V105H93V108H92V103H90V102H87V101ZM107 100V101H106ZM108 100H109V102H108ZM156 100H157V98H156ZM155 100V101H156ZM6 101H8V102H6ZM14 101H13V104H14ZM76 101V102H75ZM83 101V102H82ZM104 101H106V103L104 102ZM158 101H159V99H158ZM170 101H169V103H170ZM183 101V102H182ZM190 101V102H189ZM9 102H10V104H9ZM18 102L17 101H15V103H17L18 104ZM36 102H38V104L36 103ZM47 102V103H46ZM53 102H55V103H53ZM78 102V103H77ZM80 102V103H79ZM86 102V103H85ZM96 102V103H95ZM98 102V103H97ZM172 102H171V104H172ZM187 102V103H186ZM34 103V105H32ZM38 105H36V104ZM42 103H44V105L42 104ZM50 103H53V104H50ZM57 103H58V107H57ZM181 103H184L183 105L181 104ZM261 103H263V104H261ZM41 104V105H40ZM83 104V105H82ZM85 104V105H84ZM89 104V105H88ZM91 104V105H90ZM105 104V105H104ZM107 104V105H106ZM160 104V103H159ZM169 105L170 107L172 106V105ZM179 104V105H178ZM187 104V107H185L184 105H186ZM258 104V105H257ZM1 105H0V107H1ZM23 105V106H22ZM40 105V106H39ZM47 105H48V107H47ZM50 105H52L51 107H50ZM81 105V106H80ZM110 105V106H109ZM161 105V104H160ZM4 107V108H7V107ZM35 106H36V108H35ZM59 106H60V108H59ZM89 106V107H88ZM91 106V107H90ZM101 106V107H100ZM102 106H104V109H103V107ZM107 106H109L108 108H106ZM177 106V107H176ZM179 106V107H178ZM3 107V106H2ZM11 107V108H10ZM42 107V108H41ZM47 107V109L46 110H44L45 108ZM56 107V108H55ZM189 107V108H188ZM262 107V108H261ZM10 108V109H9ZM14 108V107H13ZM35 108V109H34ZM42 110H41V109ZM51 108V109H50ZM54 108V109H53ZM87 108V109H86ZM98 108H100V110L98 109ZM101 108H102V110H101ZM166 108L168 109L169 107H167L166 106ZM188 108V109H187ZM2 109V108H1ZM36 109H38V110H36ZM70 109V110H69ZM89 109V110H88ZM92 109V110H91ZM108 109V110H107ZM110 109V110H109ZM113 109V108H112ZM227 109H229V110H227ZM231 109V110H230ZM49 110V111H48ZM51 110H52V112H51ZM56 110V111H55ZM63 110H65L66 112H62ZM69 110V111H68ZM105 110V111H104ZM188 110V111H187ZM233 110V111H232ZM235 110V111H234ZM17 111V112H16ZM23 111H25V110H23ZM38 113H37V112ZM54 111H55V113H54ZM96 113H98V114H95V112ZM99 111V112H98ZM102 111H104L105 113V115L103 114L102 115V117L100 116V114H102L103 112ZM227 111H229V112H227ZM13 112V109H11L10 110V113H13V114H15ZM41 112H44V114L43 113H41ZM46 112H47V115H46ZM159 114H158V113ZM163 112V113H162ZM231 112V113H230ZM235 112V113H234ZM29 113H30V115H29ZM37 115H36V114ZM39 113H41L40 115H39ZM54 113V115L52 116V114ZM60 113L62 114L63 113V115H60ZM16 114H15V117H16ZM17 114V115H18ZM49 114V115H48ZM56 114V115H55ZM68 114H66V117H67V115ZM95 114V115H94ZM167 115V116H165V118H166V122H165V120H163L164 119V115ZM223 114H226L225 116L223 115ZM27 115V116H26ZM42 115H44L43 117H42ZM223 115V116H222ZM230 117H229V116ZM261 115H263V119H262V116ZM1 116V115H0ZM22 116L24 117V118H22ZM29 116V117H28ZM63 116V119H62V121L61 122H64V124L62 125V124H60V126L62 127V129H63V127H64V129L63 130H65V127L68 125V122H66L65 121V119H67L66 117H64ZM69 116V115H68ZM107 116H109V115H107ZM136 116V115H135ZM163 116V117H162ZM243 117L244 116V118H243V120L244 121H242V118L241 117ZM246 116H247V118H246ZM5 117V116H4ZM36 118L37 119V121H38V119L39 118ZM96 117V118H95ZM134 117V116H133ZM223 117V118H222ZM228 117H229V119H228ZM241 118V122H239V124H238V126L237 125H235L234 123H238V121H239V119L238 118ZM26 118V119H25ZM51 118H53V119H51ZM56 118H57V116H56ZM69 118V117H68ZM103 118H105L104 120H103ZM135 118V117H134ZM134 118L132 119V120H134ZM227 118V119H226ZM235 118V119H234ZM36 119H34L35 121H36ZM42 119H43V121H42ZM51 119V120H50ZM59 119H57V120H59ZM73 119V120H72ZM94 119V120H93ZM100 119H102V120H100ZM108 119V118H107ZM106 119V120H107ZM130 119V118H129ZM128 119V120H129ZM138 119V118H137ZM137 119H135L136 120V122L138 121ZM168 119V120H167ZM220 119V120H219ZM222 119H224V120H222ZM234 119V120H233ZM261 119V120H260ZM3 121V118L2 117H0V124H1V122ZM28 120V122H30ZM97 120V121H96ZM98 120H100V122H98ZM134 120V121H135ZM192 120V121H191ZM219 122H217V121ZM233 120V121H232ZM238 120V121H237ZM263 120V121H262ZM4 121L6 122V117L4 118ZM53 121V122H52ZM131 121V120H130ZM133 121V122H134ZM169 121V122H168ZM223 121H224V123H225V121H228V122H226V123H228V124H230L231 122V126L232 127H234V128H232V130H231V126L230 125H226V123H225V125L227 126V127H225V125H222L221 123H223ZM234 121H236V122H234ZM5 122H3V123H5ZM7 122H9L8 120H7ZM27 122V121H26ZM53 124H52V123ZM65 122L67 123L66 124V126H65ZM98 122V123H97ZM132 121H131V123H132V126L131 125H128V126H126V131L128 132V134H125L124 135V132L122 133V135L123 136H127L128 137V135H129V138H123V136H121L122 137V139H123V141H122V139H120V141L118 142L119 143V145H118V143H117V145L115 144V146H119V147H116V148H121L122 147V145H124L123 146V149L121 148V150H122V152H127L130 148H132V150H134V148H136V142H134L133 144H131L130 142H132V141H134V140H132L133 138H130V136H132L131 134H130V131H131V129L133 128V126H134V123H135V126H134V128L136 127V129L138 128L137 127V123L139 122H134L133 123ZM175 122V121H174ZM262 122V123H261ZM70 123H69V128H70ZM89 123H90V127L91 128H89ZM100 123H102V124H100ZM166 123H169V126H167L166 125ZM187 123V124H188ZM215 123V124H214ZM6 124V123H5ZM8 124H10V123H7V125ZM13 124V123H12ZM39 124H41V126L39 125ZM81 124V125H80ZM83 124H84V126H83ZM91 124H93V125H91ZM98 124H99V129L97 128V126H98ZM139 124H140V122H139ZM138 124V125H139ZM146 124V123H145ZM95 125H97V126H95ZM164 125V126H163ZM216 125H218V126H216ZM262 125V128H260V126ZM12 127H10V128H8V130H7V132L5 131H0V170L2 171V173H4L5 175L4 176H6V177H4V179H0V186H1V184L2 185H4V182H6L7 184L9 183V181H12V183H11V185L14 187V185L16 186V191H18V193H20V192H22L21 193V195H19L15 190V193H14V191H12L11 190V188H12V186L11 185H9L8 187H7V184L6 185H4V186H1L0 188L2 189V187H4L5 189H7V190H9V191H7V190H5V189H3L4 191H5V194H6V197L5 198H8L9 197V203L11 202V203H13V202H18L17 201V199H16V201H15V198L19 195L20 197H22L21 199H19L18 198V200H22V199H25V200H27V199H29L30 197H32L30 200H32V202L34 201V199H36L37 197H38V192L40 191V190H42L43 191V189H44V191L47 189V187H48V189H50L51 187H52V184L53 183H55V184H53L55 187L57 186V187H59V182L58 181H60V180H62V178L64 177V175H63V173L61 174V175H63V176H61L62 178L61 179H59V177H60V175H58L57 173H56V175L54 174L55 173V171H56V169L59 167L58 166V164L57 163H60V160H59V154H53L52 156H51V159H50V155H49V153H52L51 151H49V152H47V151H45L44 152V150L43 151H41L42 149H39V151H41V153H40V155H39V157H40V160H37V162H34L33 160L31 161V159H29V158H23V157H21V156H19V154L16 152L17 150H16V148L14 147V144H15V142H17V138H16V135L15 136H12V135H14V133H16V130H14V129H16L17 127H16V125H11ZM82 126V127H81ZM87 128H86V127ZM216 126V127H215ZM224 126V127H223ZM235 126H237V127H235ZM9 127V126H8ZM16 127V128H15ZM92 127H93V129L95 128V130H98V131H92L93 129H92ZM131 129H130V128ZM145 128V126H141V128ZM168 127V128H167ZM230 129H229V128ZM11 128H13V129H11ZM68 127H66V130H69V129H67ZM89 128V129H88ZM103 129H101V130H104L106 127H102ZM140 128V129H141ZM165 128H166V131H165ZM226 128L227 129H229L228 131H226ZM1 129V128H0ZM12 130V132H11V130ZM76 129H77V131H80L81 132V130H83L81 133H79V132H77L76 131ZM92 129V130H91ZM170 129V130H169ZM217 129H218V131H217ZM222 129H225L224 131L222 130ZM2 130V129H1ZM10 130V131H9ZM66 130H65V132H66ZM70 130H72V126H71V128H70ZM88 130V131H87ZM106 130V129H105ZM104 130V131H105ZM153 129H150V131H152ZM170 131V133H169V131ZM33 131H35L34 130V128H33ZM90 131H92V132H90ZM104 131H101V132H104ZM158 131H160V132H158ZM222 131V132H221ZM225 131H226V133H225ZM45 132H46V134L47 135H45ZM57 132H58V134H57ZM56 132V135H59L60 133H62L63 131H61L60 133H59V131H57ZM77 132V133H76ZM86 134H85V133ZM94 132V133H93ZM127 132H125V133H127ZM162 132V133H161ZM165 132L167 133V136H166V134H165ZM172 132H173V134H172ZM178 132V133H177ZM217 132H218V134L220 135H217ZM9 134V136H7L8 134ZM12 133V134H11ZM64 133V132H63ZM63 133H62V137H65L64 135H63ZM74 133V134H73ZM75 133L77 134L75 137L73 136V135H75ZM79 133V134H78ZM90 133H93L94 134V136L92 137L91 136V134ZM96 133V134H95ZM160 133V134H159ZM176 133V134H175ZM222 133V134H221ZM5 134V135H4ZM81 134V135H80ZM84 134H85V138L83 139V136H84ZM92 134V135H93ZM153 134H155V135H153ZM159 134V135H158ZM163 134V135H162ZM165 134V135H164ZM170 134V135H169ZM179 134H181V135H179ZM13 137V139H11V136ZM45 135V136H44ZM98 135H100L99 133H98ZM149 135V136H148ZM174 135V136H173ZM175 135H177L176 137H175ZM5 136H7V138L5 137ZM17 136H19V135H17ZM53 139L56 137L57 138V136H55V134H53ZM81 136V137H80ZM161 136H163V138L161 137ZM165 136V137H164ZM60 137V136H59ZM62 137H60V140L62 139ZM120 137V138H121ZM155 137V138H154ZM178 137H180V138H178ZM15 138V139H14ZM40 138H41V140H40ZM50 139H52V133H51V136L49 137ZM78 138L76 139V140H78ZM94 138V139H93ZM151 138V139H150ZM153 138V139H152ZM162 138V139H161ZM169 138V139H170ZM174 138H176V139H174ZM9 139V140H8ZM83 139V140H82ZM91 139H89V140H91ZM128 139V140H127ZM132 140V141H130V140ZM173 139V140H172ZM14 140H16V141H14ZM57 140V139H56ZM60 140H57L58 142H61ZM160 140H156V142L158 141H160ZM177 140V141H176ZM14 141V142H13ZM30 141V140H29ZM29 141H28V143H29ZM32 141H33V138H32V140H31V144H33L32 143ZM176 141V142H175ZM201 141H203V143L201 142ZM27 142V141H26ZM57 142V143H58ZM121 142H123L122 144H121ZM128 142V143H127ZM170 142V143H171ZM11 143H12V145H11ZM24 143H25V141H24ZM38 143V142H37ZM43 143V142H42ZM110 143L111 142H108L107 143V145L109 144L110 145ZM202 143V144H201ZM26 144V143H25ZM131 146H130V145ZM197 144V145H196ZM199 144V145H198ZM42 146V144H40L39 143V145L37 144V146ZM108 145V146H109ZM125 145H127V146H125ZM129 145V146H128ZM135 145V146H134ZM171 147H170V146ZM196 145V146H195ZM10 146V147H9ZM114 146V145H113ZM128 149H127V148ZM169 147V148H168ZM202 148V149H200L199 150V148ZM10 148V149H9ZM13 148H15V150L13 149ZM41 148H43V147H41ZM126 148V149H125ZM166 148L168 149V150H166ZM194 148V149H193ZM232 148H234V149H232ZM236 148V149H235ZM8 151H7V150ZM189 149H191L190 151H189ZM118 151H119V149H117ZM120 150V151H121ZM125 150V151H124ZM131 150V149H130ZM131 150V151H132ZM194 151V152H193ZM47 152V153H46ZM129 152V151H128ZM166 152V153H165ZM187 152L188 153H190V155H188L187 154ZM199 152H200V154H199ZM46 153V154H45ZM145 153H147V152H145ZM143 154L142 156L144 157V159H145V157H146V159L148 160V157H150L149 158V164H152V162L153 161H151V163H150V160H152V156H147L148 154L150 155V153L148 152V154L146 155V154ZM192 153V154H191ZM43 154H44V156H43ZM49 155V156H46L45 157V155ZM65 154V153H64ZM170 154H172L171 156H170ZM14 155V156H13ZM15 155H16V157H15ZM43 157H42V156ZM55 155H57L58 157H56ZM68 155V154H67ZM70 155V154H69ZM196 156V157H195ZM13 157H15L14 158V160H15V163L16 162H18L19 160H21L20 162H18V163H16L17 164V169L15 170V164H13L12 165V162L11 161H13ZM17 157H20V158H17ZM41 157H42V160L43 161H41ZM140 157V156H139ZM139 157H138V161H137V157L136 158H133L134 159V164H133V162H131L132 163V165H135V167L136 168H138V163L140 164V163H142L141 162V159H143L142 157L140 158V160H139ZM167 157V159H169ZM188 158V160H187V158ZM197 157H199V158H197ZM58 158V159H57ZM17 159V160H16ZM45 159V160H44ZM53 159V160H52ZM143 159V160H144ZM180 159V160H181ZM197 159L200 161H198L197 162ZM48 160V161H47ZM53 161V162H55L56 161V163H55V165L53 164V162L52 163H50V161ZM147 160H145L146 162H145V164H144V161H143V163H142V165L144 166V165H147V167L149 168L150 166H148L149 164H146L147 163ZM4 161V162H3ZM38 161L39 162H41L42 163V165H41V163H38ZM45 161H47L46 163H45ZM58 161V162H57ZM135 161H137V162H135ZM167 161H169V163H170V159L169 160H166V163H167ZM187 163H186V162ZM197 163H196V162ZM172 162H174V161H172ZM171 162V163H172ZM180 162V161H179ZM194 162V163H193ZM4 163V164H3ZM27 163H29V164H27ZM31 163V164H30ZM37 163V164H36ZM188 164L189 166H188V168H187V166H186V164ZM198 164L199 166L201 165L202 167V172L201 171H198V172H194L193 173V170L194 171H197V169H191L190 171L188 170L190 167L192 168V167H195V168H197L196 166H194V164ZM199 163H201V164H199ZM38 164H40V166H42V167H44V169L41 167V169L39 170V171H45V173H44V171H43V173H41V175L43 176L44 174H45V176H43V178L45 177L47 180L49 179L50 180V182L52 183V184H49L50 182H49V180L48 181H46V183H45V181H44V179L43 180H40V179H38V180H40V181H37V183H39V182H41V181H43L42 182V184L44 183V185H42L41 183H40V187L41 186H45V187H41V188H43V189H38L39 188V185L37 184H35V181H36V179H34V177L35 178H37L38 177V175H36V174H34V172L36 173V168L38 167L37 165ZM46 164V165H45ZM48 164V165H47ZM50 164H52V166L50 165ZM154 164H155V166H154ZM179 164V163H178ZM195 164V165H196ZM2 165V166H1ZM24 165H28L27 167L28 168H30L29 169V171L30 172H32L34 175H32V173H31V175H29V177H28V175H27V173H26V175L25 174H23L24 173V170H23V168H22V166L24 167ZM43 165H45V166H43ZM60 165V164H59ZM141 164L139 165V167L141 168V166H142ZM197 165V166H198ZM6 167V169H5V167ZM12 166H14V168L12 167ZM39 166V167H40ZM154 166V167H153ZM26 167V168H27ZM48 168L49 170L48 171H46V168ZM51 167V168H50ZM145 167V166H144ZM160 167V166H159ZM20 168V169H19ZM34 168H35V171H34ZM53 168V169H52ZM140 168H138V170L137 171H144V172H146V173H148V174H150L151 176L152 175H155V172H156V174L160 171V173H158L161 177L162 176H164L165 174L166 175H169V174H167V172H165L164 171V169L166 168L167 169V167H164V168H162L161 170H160V168H158V169H155V168H157V164L156 163H154L153 162V165H152V168H151V171H150V169L148 170V168H144L143 169V167H142V169L143 170H141ZM168 168H169V166H168ZM178 168V169H179ZM200 167H199V169H201ZM206 168V170L207 171H211V173L210 172H206V171H204L203 169H205ZM43 169V170H42ZM55 169V170H54ZM155 169V170H154ZM198 169V170H199ZM148 172H147V171ZM1 171H0V175L2 176V173H1ZM38 170H37V172H39ZM52 171H54L51 175L53 176V178L48 174V173H51ZM165 172V173H162V172ZM183 171H184V168H183ZM182 171V172H183ZM48 172V173H47ZM149 172H151V173H149ZM190 172H192L193 173V175H194V177L196 176V174L199 176V174H202L203 172H206V173H209V175L210 174H212V178L213 179H211V177H209V175L208 174H206V175H208V179H205L204 177L206 176H204V177H200L199 176V178H201V179H197V177H196V181L198 180L199 182L197 183L196 181H195V178L194 179H192L191 180V178H193L191 175V177H189V173ZM201 172V173H200ZM215 172V173H214ZM40 173H39V175H40ZM98 173H100V171L98 172ZM97 173V174H98ZM186 173H188V175L186 174ZM214 173V174H213ZM216 173H217V175H216ZM47 174H48V176H47ZM54 174V175H53ZM116 174L117 175H119V173H117L116 172ZM147 174V175H148ZM24 175H25V177L27 176V181H28V183L31 185H28L27 183H26V178L24 179L23 177H24ZM149 175V176H150ZM184 175V176H185ZM204 175V173L202 174V176ZM214 175H216V176H214ZM30 176L32 177V180H31V178H30ZM59 176V177H58ZM148 176V177H149ZM3 177V176H2ZM15 177H17V182L16 183H14V181H15ZM20 177H22L23 178V181L25 182H23L22 183V180H19V179H22V178H20ZM48 177V178H47ZM51 177V178H50ZM166 177V176H165ZM188 177L190 178L189 180L191 181V185L189 184V182H188V184H187V181H188ZM207 177V176H206ZM19 178V179H18ZM30 178V179H29ZM204 178V179H203ZM210 178V179H209ZM11 179V180H10ZM12 179H14V180H12ZM54 179H56V180H54ZM147 180H148V178H146ZM145 179V181H147ZM3 180V181H2ZM33 180H35L34 182H33ZM53 180V181H52ZM150 180V179H149ZM151 180H152V178H151ZM150 180V181H151ZM194 180V181H193ZM8 181V182H7ZM145 181H144V186H147L148 184H150V181H148L149 183L148 184H146L145 183ZM186 181V182H185ZM260 181H261V183H260ZM32 182L35 184V185H33L32 184ZM49 182V183H48ZM58 182V183H57ZM192 183H193V187H196V185L197 186H199V189L197 190V192H195L194 190H196V189H194L193 190V192H192V194L190 193L191 192V190L189 191L188 190V185H190V189H191V186H192ZM197 183V184H196ZM14 184V185H13ZM17 184V185H16ZM58 184V185H57ZM152 184V183H151ZM194 184H195V186H194ZM198 184H200V185H198ZM47 185V186H46ZM50 185H51V187H50ZM33 186V187H32ZM53 186V189H50V190H52V191H54V192H52V193H59V191H58V188H55ZM152 186H153V184H152ZM151 186V187H152ZM182 186H184V187H182ZM201 186V187H200ZM19 187L21 188V190H20V192H19ZM15 188V187H14ZM157 188V187H156ZM198 188V187H197ZM228 188V189H227ZM237 188V192L238 191H241L240 192V195H238L239 193H236V192H234V191H236V190H234V189H236ZM0 189V196L2 197L3 196V194H4V192H3V190H1ZM13 189V188H12ZM55 189H56V191H55ZM147 189H148V187H147ZM153 188H151V190H152ZM155 189V188H154ZM182 189V190H181ZM262 189V190H261ZM39 190V191H38ZM143 190V189H142ZM184 190V193L183 192H181V191H183ZM130 191V190H129ZM141 191V190H140ZM149 191V190H148ZM152 191H154L155 192V190H152ZM161 191H163V193L164 194H167L168 195V192H167V190H166V188H165V190L163 189V190H161ZM161 191H159L158 190V192H160V195H161V197H160V195L159 194H157L156 196H158V197H156L157 198V200H160V202L161 201H164L165 199H167L168 197L166 196L165 197V195H163V193L161 194ZM165 191H166V193H165ZM232 191V192H231ZM8 192V193H7ZM34 192H37V193H34ZM50 193H51V191H49ZM49 192H47L46 193V195H49L50 196V193ZM154 192H153V194H154ZM157 192V193H158ZM218 194V196H216L217 194ZM34 193V195L36 196H34L33 197V194ZM49 193V194H48ZM129 193V194H128ZM146 193V195H147V197H149V198H147V197H145V198H147L146 200H150V199H152V197L150 198V193H148L147 194V192H144V194ZM213 193V194H212ZM221 193H223L222 195H221ZM244 195H243V194ZM4 194V195H5ZM15 194H18L17 196L15 195ZM25 194H27V196H25ZM29 194V195H28ZM30 194L32 195V196H30ZM40 194V193H39ZM127 194L128 195H130L131 194V191L130 192H127ZM134 192H132V194L131 195H133V197L131 196V197H129V198H127V199H129V201H130V199L132 198H134L135 197V200H137V201H135L134 199V202L131 200V203H134V204H132V206H133V209H136V207L138 208V209H136V210H139V212H143L141 215L143 216V218H145V220L143 221L142 219L143 218H141L142 216L140 215V214H138V213H136L135 215H136V217H135V219H138V217L139 218H141L140 219V221H139V219L137 220V221H139L138 223L137 222H135V223H137V225L139 226L138 228L139 229H137V230H139V231H144V230H141V229H145V231L143 232V234H142V236H143V238H144V241H145V239H147L148 238V236L150 237V235L155 231L154 229H158V230H156L155 231V233H153L152 234V237H156L157 239L159 238H162L163 239V241H169V240H171L172 239V232L174 231V229L172 228V227H174L173 225L171 226V231L169 230V228L168 227H170V226H165L164 225V228L163 227H157V225L155 226V225H153L154 224V222H151L152 221V219L154 220V217L156 218V217H158V215L160 214V212L162 211V213L159 215V217L160 216H162V215H166L167 214V212L169 211L168 209L170 208H167V204L165 205V202L166 203H168L167 201H164V202H162V203H157L156 205H155V213L156 214H153L154 212L151 210V211H149V209L147 208L148 206H149V204H148V206L145 208L144 207V205H145V201H144V194L142 195H140V193H138L141 197H140V203H139V198H138V196L135 194V196H134ZM214 194H216V195H214ZM235 194L236 195H238L239 197H237L236 198V196H235ZM8 195V196H7ZM52 195V194H51ZM54 195V194H53ZM145 195V196H146ZM181 195H182V197L183 198H181ZM211 195H213V197L211 196ZM219 195H220V197H219ZM16 196V197H15ZM18 196V197H19ZM125 196H127V195H125ZM153 196V195H152ZM230 196V197H229ZM240 196H242V199H241V197ZM54 196H52L50 199H49V202H52V201H50L52 198H53ZM204 199H203V198ZM212 197V198H211ZM217 197V198H216ZM235 197V198H234ZM4 197H2L1 199H3ZM4 198V199H5ZM11 198V199H10ZM14 198V199H13ZM126 198V197H125ZM142 198V199H141ZM154 198V197H153ZM179 198H181V199H179ZM232 198V199H231ZM238 198H239V200H238ZM0 199V200H1ZM13 199V200H12ZM54 199V198H53ZM52 199V200H53ZM194 199H196V203H194L195 201H194ZM203 199V200H202ZM213 199V201H211ZM216 199V200H215ZM237 199V201H238V203H236L234 200H236ZM141 200H143V202H141ZM200 200V201H199ZM230 200H232V201H230ZM254 200V201H253ZM262 200V199H261ZM7 201V200H6ZM7 201V202H8ZM108 201H110V200H108ZM182 201V200H181ZM192 201V202H191ZM209 201H211V202H209ZM253 201V202H252ZM35 202V201H34ZM112 202H114V201H112ZM111 201L110 202H106L105 203V209H107V211L108 210H111V209H109L110 208V206H112V208H116L117 206L114 204V203H112ZM138 202V203H137ZM214 203V206H213V203ZM42 203H44V202H42ZM42 203H40V204H42ZM109 203H110V206H109ZM135 203H136V205H135ZM142 203H144L142 206L143 207H141L140 205H137V204H142ZM210 203V204H209ZM215 203H217V206H215ZM49 206V207H51V206H53V205H50V204H48L47 202L45 203V204H42V205H39L38 207H40V208H42L43 207V205H45L46 207H48L47 205ZM112 204H114V206L115 207H113V205ZM159 204V205H158ZM192 204H194V205H192ZM222 204V205H221ZM162 205V206H161ZM201 205V206H200ZM258 205V206H257ZM44 206V207H45ZM136 206V207H135ZM146 206V205H145ZM153 206H154V204H153ZM158 206H161V207H158ZM164 206H166V207H164ZM169 206V205H168ZM191 206H189L190 208H192ZM262 207L263 206V208H261L262 209V211H261V209L259 210L258 208L259 207ZM107 207V208H106ZM140 207V208H139ZM150 207V206H149ZM157 207V208H156ZM189 207H188V209H189ZM258 207V208H257ZM39 208V210L37 209V212L39 211V213L40 212H42L41 213V215H42V217L41 218H43L44 217V215H45V213H46V209H50V208H43V210H44V212H43V210L42 209H40ZM118 208V207H117ZM142 208V209H141ZM166 208V209H165ZM141 209V210H140ZM144 209V210H143ZM158 209H159V211H158ZM162 209V210H161ZM256 209H258V210H256ZM58 210V209H57ZM57 210L55 211V212H57ZM113 210V209H112ZM135 210V211H136ZM143 210V211H142ZM164 210H166V211H164ZM172 210V209H171ZM28 211V210H27ZM27 211H24V212H26L27 213ZM31 211H34V212H32L33 214H34V217H33V214L32 213H30ZM31 211H29V213H27V214H29V216L27 217V214L25 213V216H24V213L23 212H21V213H19V217L21 216V217H23L24 216V218L25 217H27L28 219H29V221H28V219L27 218H25V220H26V223H27V221H28V223H27V226H28V228L30 227V229L32 228V229H34L33 231H34V235L35 236H33V240L36 242L35 243V245H40V243H42V239H41V235H40V238H38V234H39V232H40V230L41 229H44V233H50V235L52 236V238H54V243H51V246L53 247L52 248V252H54L55 253V256H53L51 253V255L52 256H50L49 254V257H47L45 254H41L40 256H41V258H42V260H43V262L45 263V264H74L73 263V261L75 260L76 261V259H74L75 257L73 256V260L72 261H70V259H72V253L70 252L72 249H71V247H72V242L69 244V242H68V240H67V242H63L62 241V235L60 234V232H57L56 230V234L55 233H53V232H55V231H53V227L52 226H50V225H47L46 223H43L42 221H41V219H38V220H34V218H36V216L35 215H37L38 214V216H41L39 213H37L35 210H31ZM48 211H50V210H48ZM51 211H52V209H51ZM198 211V212H199ZM35 212H36V214H35ZM64 212V211H63ZM138 212V211H137ZM144 212H149L148 213V215L149 216H146V213L144 214ZM153 212V213H152ZM173 212V213H172ZM171 213H170V215L172 216L174 213H176L175 211H172ZM210 213H211V215H210ZM31 214V215H30ZM58 214V213H57ZM138 214V215H137ZM144 214V215H143ZM61 215H63V214H61ZM141 217H140V216ZM150 215H153V216H151V218H150ZM176 216H177V214H175ZM175 215H173L172 217H175ZM200 215V216H199ZM247 215H248V217H247ZM37 216V218H40V217H38ZM46 216V215H45ZM146 216V217H145ZM178 216H179V214H178ZM178 216H177V220H178ZM190 216V215H189ZM189 216H187V218H189ZM209 216V217H208ZM218 216H220V219L218 218ZM19 217H18V219L17 220H19ZM31 217H33V220H31L32 218ZM147 217H148V219H147ZM180 217H182V215H180L179 216V219H180ZM202 217V218H201ZM214 217V219H212ZM216 217V218H215ZM200 219L201 218V220H200V222H199V220L198 219ZM203 218H204V220L206 221V222H204L203 223ZM147 219V220H146ZM176 219V218H175ZM209 219H211L212 221L210 222V220ZM218 219V222H215L216 220ZM231 219V220H232ZM31 220V221H30ZM193 220H195V219H193ZM215 220V221H214ZM250 220H252L251 222H250ZM37 221V222H36ZM40 221L43 223V224H41L40 223ZM135 221V220H134ZM148 221V223L150 222L151 223V227H153V228H151V227H149L148 225H145L146 224V222ZM208 221V222H207ZM214 221V222H213ZM201 222L203 223L202 224V226H201ZM31 223H33V225H31ZM39 223V224H38ZM134 223V224H135ZM144 223V224H143ZM205 223H206V225H205ZM214 223V224H213ZM215 223H216V225H215ZM217 223H218V225H217ZM44 224H45V226H44ZM155 224H156V221H155ZM176 224H179V222H177ZM38 225H42V226H44V227H42L41 226V228L38 226ZM128 227H130V225H132V224H130V223H128ZM140 225L142 226V228L140 229ZM145 225V226H144ZM150 225V224H149ZM175 225V224H174ZM204 225V226H203ZM212 225H214L215 227L217 226V228H215L214 226H212ZM144 226V227H143ZM149 228H148V227ZM205 226H206V228H209V231H211L210 233H209V231L205 228ZM246 226V225H245ZM261 226V227H260ZM46 227H47V229H46ZM156 227V228H155ZM203 227V228H202ZM214 228L213 230L214 231H212L211 230V228ZM161 228V229H160ZM36 229V230H35ZM148 229V230H147ZM151 229V231H149ZM177 229L179 230V228L177 227ZM215 229H218L217 231L215 230ZM256 229H258V230H256ZM261 229V231H259ZM153 230V231H152ZM161 230H163V231H161ZM204 230V231H203ZM32 231V232H33ZM39 231V232H38ZM43 231V230H42ZM40 232V233H43V232ZM240 231V232H239ZM258 231V232H257ZM141 232V233H142ZM147 232H150V234H148ZM213 232V233H212ZM214 232H215V234L217 235V237H214V238H212L211 236H214L215 234H214ZM38 233V234H37ZM140 233V234H141ZM145 233H147L146 235H147V237L145 236ZM258 233V234H257ZM55 234V235H54ZM167 234V235H166ZM209 234H211L210 235V237H209ZM214 234V235H213ZM241 234V235H240ZM61 235V236H60ZM201 235V234H200ZM37 236V237H36ZM145 236V237H144ZM248 237V238H249ZM169 240H168V239ZM217 238H219V240L217 241L216 239ZM38 239V240H37ZM63 239H64V237H63ZM150 238H148L147 240H149ZM161 239V240H162ZM203 239V240H202ZM227 239H229V243H228V245H227V242H228V240ZM239 239V240H238ZM40 240V241H39ZM57 240V241H56ZM65 240V241H66ZM224 240H226V242H224ZM238 241H241V242H238ZM55 242H56V244H55ZM60 242V243H59ZM146 242V241H145ZM165 242V243H166ZM230 242H231V244H230ZM249 242V241H248ZM64 243V244H63ZM168 243V242H167ZM213 243V245L214 246H216V247H219L217 244L215 245ZM225 243V244H224ZM43 244H45L44 243V241H43V243L41 244L42 246H43ZM68 244V245H67ZM200 244H201V246L203 247H201L200 248ZM233 244V245H232ZM40 245V247H42ZM55 245H59L58 247L57 246H55ZM62 245V246H61ZM65 245L67 246V247H65ZM212 245V242H211V246H213ZM234 245V246H235ZM51 246H49L50 248H51ZM55 246V247H54ZM199 246V247H198ZM223 246V247H224ZM70 247V248H69ZM164 247L165 246H161V247H158L157 248V251H159V254H158V256H161V258L163 257L164 258V260L166 259L165 257V255L164 254H166V252H165V250L166 249H164ZM27 248V247H26ZM28 249V248H27ZM56 249H57V251H56ZM69 249V250H68ZM215 249V250H214ZM198 250V251H197ZM220 250V249H219ZM67 251H69V253H67ZM73 251V250H72ZM223 251V250H222ZM28 252V251H27ZM33 252H35V250L33 249ZM32 252V250L30 251L29 250V257H30V259L28 258V262L30 263V264H36V263H34L35 261H37V262H39L38 261V259L37 260H35V258H36V256H34V254L35 253H33ZM165 252V253H164ZM224 252V251H223ZM53 253V254H54ZM66 253L67 254H70L71 255V257H68V256H70V255H66ZM74 253V252H73ZM112 253H115L114 252V250L112 251ZM111 253V254H112ZM212 253V254H211ZM222 254V253H221ZM224 254V253H223ZM238 254V253H237ZM237 254H235V259L237 260V261H235L236 262V264H237V262H240V256L239 255H237ZM26 255V254H25ZM74 255V254H73ZM260 255V256H259ZM27 256V255H26ZM165 256V257H164ZM35 257V258H34ZM115 257V256H114ZM220 257H222L221 259H220ZM49 258V259H48ZM52 260H51V259ZM67 258H69V259H67ZM162 258V259H163ZM225 258V259H224ZM190 259V260H189ZM227 259V260H226ZM68 260V261H67ZM217 260V261H218ZM239 260V261H238ZM26 261V262H27ZM188 261H189V263H188ZM195 261V262H194ZM28 262H27V264H28ZM69 262V263H68ZM187 262V263H186ZM193 262V263H192ZM230 262V263H229ZM252 262V261H251ZM260 262H262V263H260ZM241 263H242V261H241ZM215 264V263H214ZM244 264V263H243ZM264 264V263H263Z\"/></svg>",
    "mask_w": 264,
    "mask_h": 264
},
{
    "label": "bare ground",
    "instance_id": "bare-ground-1",
    "mask_svg": "<svg viewBox=\"0 0 264 264\" xmlns=\"http://www.w3.org/2000/svg\"><path fill=\"white\" fill-rule=\"evenodd\" d=\"M26 0H24V2H25ZM31 1V0H30ZM30 1H28V3L30 2ZM33 1V0H32ZM36 1V0H35ZM39 1V0H38ZM42 1V0H41ZM116 1V0H115ZM128 2V4H126L125 2ZM133 0H131V2H130V0H121V3H124V6H126L127 5V8L128 9H130V8H132V9H130V10H128L126 7H123V9L124 8H126V11H127V13H129L130 14V12H131V10L132 11H134L135 9V6H133V5H136V6H138V7H136V11L137 12H139L140 10H142L141 8L143 7L142 5H141V8L139 7L140 5H138L137 4V2H136V4H134L135 2H132ZM137 1H139V0H137ZM151 2H153L152 0H150ZM159 0H157V2H158ZM164 1H167V0H164ZM171 1H173V0H171ZM176 1H178V0H175V1H173V2H175L174 4H176L177 2ZM179 1H181V0H179ZM182 1H184V9L186 8V7H188L187 9L188 10H186V11H184L183 13H184V15L183 16H180V18H181V20H179L180 18L178 17V15H180V11H179V8L180 7H182V5H180L179 3H181V2H179L178 4L180 5V7L177 5V8H176V11H175V9L174 10H172V9H170L168 6L166 7L167 9H169V10H172L173 12H177L178 13V11H179V14L178 15H175L176 13H173V15H175L174 17H178L179 19H178V22H177V24L175 23L176 21H175V19L172 17V21H171V23L169 24L166 20H164V21H166V22H163V21H161V20H163V18L162 19H160L159 18V16L161 17L163 14L160 12V9H159V6H162V5H160V4H158V3H162V2H158V3H156V5H148V7L146 8L145 6H144V11L142 12V16L143 15H146V19H149V18H151V21L153 20L155 23H153L152 25V27L151 26H148V27H146L147 26V23H148V21L149 20H147V22H146V29H143V33H144V31H145V35H142L141 37H140V34H139V37H134V36H136L138 33H134V30H137L136 28L134 29L133 28V32L131 33V35L129 34L128 36H127V34H126V38H127V41L128 40H130V39H128L129 38V36H130V38H131V36H132V39L130 40L131 41V43H129L130 41H126V39L124 38L125 36V34H123V36L124 37H122V39H120L119 38V40L120 41H124L126 44H124V42H123V44L120 42V44H122V45H126V46H123V47H127V43L128 44H130V45H128L129 47H127V48H130V49H132L133 50V54L129 57L128 55H125L126 57H125V59H123L125 62H127V63H125L123 60V63H122V65L123 66H125V64H126V66H128V65H130V68L129 69H127V67H126V69H127V71H126V74H125V76H124V74H123V77H125V81H123V82H125V84L123 85V82H122V78L120 79L119 78V76H118V78L121 80L120 82L122 83V85L124 86V88L122 89V91L121 90H118L119 92L121 91L122 93H118V96H117V94H116V96L117 97H113L112 99V101H110L109 102V100H108V102L110 103V105L112 106L109 110L110 111H112V112H109L107 115H109V116H107V115H105L106 113L104 112V111H102L103 113L102 114H100V116L102 117V115L104 114L105 115V117H106V119L105 118H103V120L105 119V121H104V123H103V125L104 124H106V125H104V126H102L101 125V127H100V131L99 132H96V131H98V130H95V128L93 129V127H92V131H95L96 133H97V135H95L94 136V132L93 133H90L91 134V136L93 137L94 136V141H92V139L90 138V136L89 137H87L88 135H86V138H85V134H84V136H83V139H84V141H83V144L81 143L80 144V142L78 143L77 141H79L80 139L78 138L79 137V135H77L76 133L77 132H79V133H81L83 130H81V132L80 131H77V129H76V133H75V135H73L74 137L76 136L77 138H78V140H76L77 138H71L72 136H69V135H71V134H69L68 136H67V134L65 135V133H67V132H69V131H73V117H70V116H72V115H70V114H68L70 111V109L68 110L69 112H66L65 110H63L62 112L64 113V112H66L65 113V116L63 115V113L61 114L60 113V115H63L64 117H66V114H68L67 115V119H65V121L66 122H68V125L66 126V122H65V126L66 127H68L67 129H69V130H66V127H65V130H66V132H65V130H63L64 129V127H63V129H62V127L60 126V124H64V122H61L62 121V119H63V116L59 119V117H58V115H56L57 116V118H56V116H55V118H54V124H55V130H56V132L57 131H59V133L61 132V131H63L62 133H63V135L65 136V137H62V133H60L59 135H56V132L55 133H53V127L54 126H52L51 127V125H50V128H51V133H52V139H50L49 137L51 136V133H49L50 134V136H48L47 138L46 137H44V139H43V135H41L42 133H43V130L41 129V128H44V127H41L40 129H39V126H38V123H44V121H43V119H42V121L43 122H41V116H39L38 117V115H37V117L39 118L38 119V121H37V117L36 118H33L32 117V115L30 116V119H31V121L29 120V118L27 119V120H23V119H17L18 117L17 116H19L20 117V115L23 113L24 115H25V112H26V109H27V107H25L24 108V106L26 105H22L23 107L22 108H19V106L21 105V103L23 102V101H25L28 97H25V98H23V96H25V95H23L25 92H24V87L25 86H27L28 84H27V82H29L30 80L31 81H34V79H30V77H28V74H27V80L29 79V81H27L26 80V84L27 85H25V79H24V77H21L20 75H19V78L21 77V78H23V79H21V80H23L22 81V83L25 85H21L22 83H20L19 85H21V86H18L19 88H21L22 90H23V92H22V90L20 91V93H23L22 94V96H21V94H20V96L22 97V100H21V98L19 99V100H21L20 102H18V98H17V96H18V94H17V96H15L16 97V99H15V97H14V99H15V101H17L18 102V104L17 103H15V101H14V99H13V96L15 95H13L12 96V99H13V101H14V104H13V101L12 100H9V101H11V103H12V105H14V106H12V108L11 109H13V112L15 111V110H17V111H21V114L19 115L18 113V115L16 114V117H15V114H13V113H10V110H9V112H8V107L11 105L10 104V102H9V106H6L8 103H6V105H4L5 103H3V105H1L2 103V100H3V98L2 97H4V96H2V97H0V98H2V99H0V105H1V107H0V117H2L3 118V121L1 122V124H0V128L2 129H0V131H6L7 132V130H8V128H10V127H12L11 125H16V129H14V130H16V133H14V135H12V136H15L16 134L17 135H19V136H17L16 135V138H17V142H15V144H14V147L16 148V152L19 154V156H21V157H23V158H29V159H31V161L33 160L34 162H37V160H40V157H39V155H40V153H41V151H43L44 150V152L45 151H47V152H49V151H51L52 153H49V155H50V159H51V156L53 155V154H59L58 156H59V160H60V163H57L58 164V168L56 169V171H55V175H56V173L58 174V175H60V177H59V179H61L62 177L61 176H63L64 175V177L62 178V180H60V181H58L59 182V187H55L53 184H55V183H51L50 182V180H49V184H52V187H51V185H50V189H53V186L55 187V188H58V191H59V193H52V192H54V191H52V190H50V189H48V187H47V189L44 191V189L43 188H41V187H45V186H41L40 187V183L42 184V182L43 181H41V182H39V183H37V181H40V180H43L44 179V181L46 180V181H48L45 177L43 178V176H45V174L42 176L41 175V173H43V169H44V167H42V166H40V164H38L37 166V170L39 171L40 169H41V167L43 168L42 170L43 171H39V172H37V170H36V173L34 172V174H36V175H38V177L37 178H35L34 177V179H36V181L35 180H33V182L35 181V184L37 185H39V188L38 189H43V191L42 190H38L39 192L37 193V192H34V193H37L38 194V197L36 198V199H34V201L32 202V200H30L32 197H30L29 199H27V200H25V199H22V200H18V198L19 199H21L22 197H20L19 195H21V193L22 192H20V190H21V188L19 187V192L20 193H18V191H16L17 189H16V186L14 185V187L11 185V183H12V181H9V183L7 184L6 182H4V185H6L7 184V187L9 186V185H11L12 186V188H11V190L12 191H14L15 189V191L19 194H15L16 196V198H15V201H16V199H17V201L18 202H13V203H9V197L8 198H5L6 197V194H5V191L3 190V189H5L4 187H2V189L1 190H3V192H4V194H3V196L2 197H4L3 199H1L2 197L0 196V264H27V260H28V258L30 259V257L28 256L29 255V250L31 251L32 250V252H33V249L35 250V252H33V253H35L34 254V256H36V258H35V260H37L38 259V261L39 262H37V261H35L34 263H36V264H45L44 262H43V260H42V258H41V254H45L47 257H49V255L50 256H55V253L54 252H52L53 250H52V246H51V243H54V238H52V236L50 235V233L48 234V233H44V229H41L40 230V232L42 231L43 233H40L39 231V234H38V238H40V235H41V239L44 241V243L45 244H43V246L41 245L42 243H43V241H42V243H40V245L42 246V247H40V245H35V241L33 240V236H35L34 235V229H30V227L28 228V226H27V223H28V221H29V219L27 218L28 216H29V214H27V213H29V211H31V210H35L36 212H37V209L39 210V208L41 207H38L39 205H42V204H45L46 202L48 203V204H50V205H53V206H51V207H49L47 204V206L48 207H46L45 205H43V207L42 208H40V209H42L43 210V208H50V209H46V213H45V215H44V217L43 218H41L42 217V215H41V213L42 212H40L39 213V211L37 212V213H39L41 216H38V214L37 215H35L36 216V218H34V220L36 219V220H38V219H41V221L43 222V223H46L47 225H50V226H52L53 227V231H57V232H60V234L62 235H60L61 237H62V241L63 242H67V240H68V242H69V244L72 242V247H71V249L73 250H71L70 252L72 253L71 255H72V259H70V261H72L73 260V256L75 257L74 259H76V261L74 260L73 261V263L74 264H185V258L188 256V254L190 253V251L194 248L195 249V245H196V243L197 242H200L201 240L199 239V237H201L202 238V233H200L198 236H197V231H199L201 228H199L200 226H199V224H198V221L196 220V218H193V219H195V220H193V219H190V217L191 216H194V215H196L197 213H199L200 215H201V213H200V211H201V208L202 207H207L208 205H205V206H203V204L202 203H204L205 201H207L208 199L206 198L207 196H205L204 198H205V201L204 202H198V203H200L201 205H202V207H200V211H199V208H197L198 206H199V204H197L198 206L196 207V204H195V208H193V206H191L190 204V197H192L193 196V198H195V196L199 193V192H201V191H199L198 193H193V195H191L190 197H188L189 196V194H187L186 192V187H187V185H185V187L184 186H182V187H184L185 189V194H183V197L185 198H189V200L188 199H186L187 200V202L188 203H190V204H187V202L186 201H184L183 199V197H182V195H181V198H183V199H181V198H179V199H181V200H177V198L178 197H180V196H178V195H176V193H177V191H176V189H178V188H180L179 186H181V185H184L185 183H183V178L184 177H186V175L184 174V172H186L187 170L185 169V167H183L184 168V171H183V168H182V166H180V168H179V166L177 167V165H180V163H183L182 162V159L180 160L179 158L177 159V160H179V161H176V160H172V161H174V162H172L171 161V159L173 158V157H171V158H169L168 156V158L170 159V163H169V161H167V163H166V160H169V159H167V157L166 158H164L165 159V162H164V160H162L163 159V157H162V155L161 154H163L164 156L166 155V154H164V151L162 152L161 150H164L165 149V147H167L168 145V142H169V144L171 145V144H173L172 142H171V138H172V136H171V138L170 137H168L167 136V133L165 132V134H166V136L167 137H165L162 141L160 140V139H158L159 137H157V139L156 140H160L159 142L157 141L156 142V140H154L153 141V143H149L148 141H149V137H147V133L146 132H148L149 134H151L150 132H153L154 130H155V133H156V130H158L160 127L162 128V125H160V123L161 122H159V120L158 119H160L158 116H161V115H158L156 118L154 117V119H152L153 117H151V114L152 113H156V111H158L160 108L159 107H161V106H163V104L165 105L164 107H165V111L164 112H166V114L168 113V116H169V118H170V124H172L171 123V119L172 120H174V121H172L173 123H175V127H176V131H180V133H184V132H186V129H187V127H188V125H190L189 123H192V122H186L187 121V118L185 119V118H183V117H181V115H180V117H179V114H181L182 112V110L180 111V113H178V114H176L177 113V110L179 111L180 110V108L178 109L177 108V110H174V108L175 107H173V105L174 104H177L176 102H174L175 101V99H171V101H170V94H171V92L170 91H167V90H169V89H171V87H172V89H175V88H173V86H171V87H169V89H167L168 88V86L165 88L164 87V84H162L163 82H162V80L164 81V80H167L168 81V79L169 80H171V77L173 78V76H174V79L176 78H178L177 79V81H175V82H178V80H180L179 79V77L180 76H182L183 77V73H184V71H188V69L187 68H183L184 66H186L184 63L185 62H187V61H189V56L190 55H192V54H190V53H193V55H194V52H195V50L194 51H192V52H190L191 50H193V49H199V47L200 46H202L203 47V45H205L206 44V42H213V43H211L212 45H211V47L212 46H214V48H215V45H214V41H213V39L215 38V35L218 37V35H217V33H213L214 34V38L209 34V32L207 31V32H204V31H202L201 29H197L198 27H196V26H194V28H195V30L197 29V31H195L196 32V36H194L192 39L191 38H189V39H185L184 37V39L182 38V36L179 38V40H180V42L182 43L183 42V40L185 41H187L188 43L185 45V48H186V50L184 49V47L182 46V44L181 45H179L178 46V44L177 43H175V36H177L179 33L180 34H182L181 33V31L179 32V28H183V25H182V27H179L181 24L179 23L180 21L182 22L183 20V18L185 19V21H184V23L183 24H186L187 22V24L189 25V21H191V22H193V23H195V22H197L199 19L200 20H202V19H204L205 17H203L202 19H201V17L202 16H204L205 14V11L207 10V11H212L213 9H214V7H213V0H182ZM218 1V3H220L219 2V0H217ZM216 0H215V3L217 2ZM228 1H230V0H228ZM236 1V0H235ZM238 1V0H237ZM251 2V4H249L250 2ZM253 1V2H252ZM248 0V4L249 5H251V6H253V5H255V4H253V3H255L254 2V0ZM257 2L259 1V0H256ZM5 0H0V6H4L5 5ZM8 2V1H7ZM7 2H6V4H7ZM27 2V1H26ZM37 2V1H36ZM110 2V1H109ZM118 2V1H117ZM145 2H146V0H145ZM144 2V3H145ZM168 2H169V0H168ZM240 4H241V2H245V1H238ZM246 2H247V0H246ZM3 3H4V5H3ZM12 2L10 1V4H11ZM27 3V4H28ZM45 3V2H44ZM114 3V2H113ZM144 3H142V4H144ZM155 3V2H154ZM167 3V2H166ZM214 3V4H215ZM231 3V2H230ZM230 3H228L229 5H230ZM235 3V2H234ZM238 3V5H240ZM9 4V3H8ZM25 4V3H24ZM36 4V3H35ZM104 4V3H103ZM126 4V5H125ZM140 4V3H139ZM149 4H151L150 2H149ZM153 4V3H152ZM171 4V3H170ZM182 4H183V2H182ZM212 4V8H211V5ZM217 4V3H216ZM221 4V3H220ZM220 4H218V5H220ZM224 4V3H223ZM236 4V3H235ZM32 5V4H31ZM33 5H34V3H33ZM67 5V4H66ZM114 5V4H113ZM118 5H119V3H118ZM144 5H147V4H144ZM167 5H169V3H167ZM228 5V6H229ZM6 6H8V5H6ZM172 6V5H171ZM222 6V5H221ZM223 6H225V5H223ZM227 6V5H226ZM233 6V5H232ZM232 6H231V8H232ZM236 6H237V4H236ZM245 6L247 7L248 5H247V3H245ZM9 7V6H8ZM7 7V8H8ZM102 7H103V5H102ZM134 7V8H133ZM215 7H218V6H215ZM235 7V6H234ZM243 7V6H242ZM249 7V6H248ZM254 7V6H253ZM67 8V7H66ZM122 8V7H121ZM163 7H161V9H162ZM165 8V9H166ZM183 8V7H182ZM226 8V7H225ZM229 8V7H228ZM244 8V7H243ZM242 8V9H243ZM250 8V7H249ZM106 8L104 7V10H105ZM122 9V10H123ZM134 9V10H133ZM178 9V10H177ZM219 9V8H218ZM224 9V8H223ZM235 9V8H234ZM238 9V8H237ZM241 9V10H242ZM254 8H250L249 10H251V12H253V11H256V9H254ZM2 10V9H1ZM12 10V9H11ZM121 10V11H122ZM139 10V11H138ZM168 10V11H169ZM226 10V9H225ZM224 10V11H225ZM232 10H233V8H232ZM239 10H240V8H239ZM4 11V10H3ZM69 11V10H68ZM135 11V12H136ZM158 11V12H157ZM182 11V10H181ZM188 11V12H187ZM215 11L216 10H213L212 12H211V14L213 13V14H215ZM218 11V10H217ZM216 11V12H217ZM230 11V10H229ZM237 11V10H236ZM235 11V12H236ZM135 12H133V14L135 13ZM159 12L162 14H160L159 15ZM165 12V11H164ZM163 12V13H164ZM187 12V13H186ZM234 12V11H233ZM238 12V11H237ZM241 12V11H240ZM239 12V13H240ZM3 13V12H2ZM68 13V12H67ZM119 13V12H118ZM117 13V14H118ZM126 13V12H125ZM132 13V12H131ZM140 13V12H139ZM145 13V14H144ZM148 15H147V14ZM150 13H152L151 15H150ZM182 13V12H181ZM186 13V14H185ZM228 13V12H227ZM230 13H232L231 11H230ZM249 13H250V11H249ZM255 13H257V11L255 12ZM254 12H253V14H255ZM15 14V13H14ZM136 14V13H135ZM138 14V13H137ZM141 14V13H140ZM211 14H209V16H211ZM217 14H219L218 12H217ZM216 14V15H217ZM237 14V13H236ZM243 14V13H242ZM248 14V12L247 13H245V15H247ZM4 15V14H3ZM2 15V16H3ZM5 15H8V13L7 14H5ZM10 15V14H9ZM11 15H13V13L11 14ZM150 15V16H149ZM156 15H158V18H155V16ZM215 15V16H216ZM234 15V14H233ZM126 16V15H125ZM149 16V18H147ZM154 16V18H152ZM219 16V15H218ZM221 16H222V14H221ZM237 16H239V15H237ZM240 16H241V14H240ZM248 16V15H247ZM254 16V15H253ZM257 16H259V15H257ZM145 17V16H144ZM226 17V16H225ZM230 17V16H229ZM228 17V18H229ZM243 17V16H242ZM242 17L240 18V20H242L241 22H244V21H246V22H244L243 24H240V23H238V20H239V18H236V20H237V23L236 24H240V25H238V27L237 28H235V26L232 24V26H234V28H235V30L232 28V29H230L231 27L230 26H228V24H230L231 25V23L230 22H233V21H230V22H228V21H226L225 22V20H224V24L223 25H225L226 23H228V24H226V27H229V30H232L231 31V35H230V37H229V39H227L226 41H227V43H230V44H228V46L229 45H231L232 47H234L235 49H234V52H235V54H233L231 51H230V54L232 55L231 57V59L230 58H228L229 60H230V62L229 63H232V62H234L233 63V65L235 64H237L236 65V67L239 65L240 67H242V68H239V71L240 72H244V73H241V75L243 76V74H244V76L245 77H242L243 78V80L245 81V79L247 80V83H248V86H251L252 84H251V82H253V81H251V80H254V82H255V85H254V87L255 88H253V89H256L257 88V86L258 87H260L259 86V84H260V82L258 83V85H256L257 83L256 82H258V81H260L258 78H260L261 79V76H262V79L264 78V74L263 75H261L260 77H258V78H256L257 77V75H256V71L258 72V70H260L259 69V67H260V65L263 63V65H264V62H262V60H264V44L262 45L261 43H259V44H261L260 45V50L258 51L257 49H255V48H253V47H251L252 49H253V51L251 50V48H249V46H250V44H252V40H253V38H259V39H254V40H260L259 42H261V40H262V43H263V40H264V28H262L263 26H261L260 24L262 23V22H254L255 20H258L259 21V18L258 19H254V21H253V19H251L253 22H250L249 20L250 19H248L247 17L245 18V17H243L245 20L243 21V19H242ZM249 17V16H248ZM260 17V16H259ZM5 18V17H4ZM222 18V17H221ZM5 19H7V18H5ZM14 19V18H13ZM142 19V18H141ZM144 19V18H143ZM165 19V18H164ZM205 19H208V18H205ZM212 19V18H211ZM211 19H209V21L211 22H213L214 20V18L211 20ZM218 19H220V17L219 18H217V20ZM248 19V20H247ZM16 20V19H15ZM171 20V19H170ZM176 20H177V18H176ZM199 20V21H200ZM235 20V19H234ZM235 20V21H236ZM262 20V19H261ZM260 20V21H261ZM6 21V20H5ZM12 21V20H11ZM73 21V20H72ZM7 22V21H6ZM5 22V23H6ZM17 22H18V20H17ZM122 22H124V23H126L127 21L125 20V21H122ZM122 22H120V23H122ZM150 22V21H149ZM170 22V21H169ZM186 22V23H185ZM203 24H205V25H208V22H207V20L206 21H201ZM209 22V23H210ZM219 22V21H218ZM240 22V21H239ZM23 23V22H22ZM21 23V24H22ZM145 23V22H144ZM167 23V24H166ZM202 23H201V25H202ZM215 22H213L212 23V25L214 24ZM217 23V22H216ZM70 24V23H69ZM150 24V23H149ZM197 24H200V22L198 23L197 22ZM219 24V26L220 25H222V23L220 24V23H218ZM235 24V23H234ZM258 24H259V26H258ZM264 24V23H263ZM262 24V25H263ZM22 25H24V23L22 24ZM119 26H121L120 24H118ZM123 26H124V24H122ZM188 25H185L186 26V28H187V26ZM195 25H196V23H195ZM216 24H214V26H215ZM13 26H14V22H13ZM13 26H12V28L11 29H13L14 30V28H13ZM16 26V25H15ZM26 26V25H25ZM25 26H23V27H25ZM71 26V25H70ZM72 26H74L73 24H72ZM77 26V25H76ZM128 26V25H127ZM192 26V27H193ZM200 26V25H199ZM213 26V27H214ZM217 26V25H216ZM215 26V27H216ZM240 26V27H239ZM23 27H22V29H23ZM131 28L133 27V26H130ZM203 27V26H202ZM206 27V26H205ZM208 27V26H207ZM206 27V28H207ZM209 27H211V26H209ZM208 27V28H209ZM214 27V28H215ZM16 28V27H15ZM19 28H20V26H19ZM26 28V27H25ZM130 28V29H131ZM152 28V29H151ZM186 28H184V29H186ZM194 28H192V30L194 29ZM208 28L207 29H205V31L206 30H208ZM214 28H213V30H214ZM220 28V27H219ZM219 28H218V31H219ZM16 29H18V28H16ZM38 29V28H37ZM40 29V28H39ZM47 29H48V27H47ZM59 29V28H58ZM62 29V28H61ZM60 29V30H61ZM129 29V28H128ZM184 29H182V30H184ZM216 29V28H215ZM49 30V29H48ZM69 30V29H68ZM140 31L142 30V29H139ZM187 30V29H186ZM211 30V29H210ZM212 30V31H213ZM226 30H227V28H226ZM223 31L224 33L226 32V33H228V31L229 30H227V31ZM11 30H9V32H10ZM24 31H26L25 29H24ZM23 31V32H24ZM28 31V30H27ZM41 31H43V30H41ZM45 31H46V29H45ZM44 31V32H45ZM52 31V30H51ZM57 31V30H56ZM71 31H73V29L71 30ZM119 31H120V29H119ZM122 31V30H121ZM132 31V30H131ZM147 31V32H146ZM217 31V30H216ZM15 32H18V31H15ZM130 32V31H129ZM137 32V31H136ZM167 32V33H166ZM183 32V31H182ZM185 32V31H184ZM183 32V34H185ZM214 32V31H213ZM222 32V33H223ZM230 32V31H229ZM25 33V32H24ZM30 33V32H29ZM122 33V32H121ZM121 33H119L120 35H121ZM124 33V32H123ZM125 33H127V32H125ZM139 33H141V32H139ZM142 33V34H143ZM221 32H219V34H220ZM247 33H248V36H247ZM13 34H14V32H13ZM20 34V33H19ZM26 34V33H25ZM45 34H46V32H45ZM179 34V35H180ZM12 35V34H11ZM18 35V34H17ZM24 34H22L21 36H22V38H21V40H17L18 42H20L19 44H18V42L16 41V43H17V45L19 46V45H22L23 44V50H22V52L21 51H19V50H17L19 53L21 52V53H26V54H28L29 53V51L30 52H33L32 53V55L31 54H29L32 58L34 57V56H37V58H38V55H37V53L39 52V51H37L36 52V48H37V46L34 44V46H36V47H32L31 45H33V43L31 44L27 39H29V38H31V37H29L27 34V36L29 37H24L23 36ZM37 35V34H36ZM42 35H44L43 33H42ZM41 35V36H42ZM54 35H55V33H54ZM60 35H62V34H60ZM84 35V34H83ZM134 35V36H133ZM193 35V34H192ZM207 35H209V37L207 36ZM221 35V34H220ZM228 35V36H229ZM15 36V35H14ZM59 36V35H58ZM112 36H114V33L112 34ZM116 36V35H115ZM138 36V35H137ZM145 36V37H144ZM188 36H189V34H188ZM39 37H40V35H39ZM47 37V36H46ZM46 37H45V39H46ZM54 37V36H53ZM71 37V36H70ZM72 37H73V35H72ZM79 37H81V36H79ZM78 37V38H79ZM84 37V36H83ZM87 37V36H86ZM134 37V38H133ZM187 37V36H186ZM210 37H212L213 39H211ZM222 37H223V35H222ZM226 37V36H225ZM19 38V37H18ZM24 38H27L26 39V41H24ZM43 38V37H42ZM57 38V37H56ZM11 39H13V38H11ZM20 39V38H19ZM72 39V38H71ZM74 39V38H73ZM90 39H92V38H90ZM115 39V38H114ZM118 39V38H117ZM125 39V40H124ZM178 39V38H177ZM216 39H218V38H216ZM235 39H236V43H238L237 45H235V44H232V42L234 43V41H235ZM35 40V39H34ZM47 40H49V39H47ZM46 40V41H47ZM60 40V39H59ZM62 40V39H61ZM76 40H79V39H77L76 38ZM81 40H82V38H81ZM85 40V39H84ZM87 40V39H86ZM178 40V41H179ZM189 40V41H188ZM219 40H221V39H219ZM253 40V42H256V41H254ZM22 41V42H21ZM29 42V44H27L28 42ZM31 41V40H30ZM58 41V40H57ZM57 41H56V43H57ZM65 41H66V39H65ZM73 41V40H72ZM89 41V40H88ZM93 41V40H92ZM92 41H90V42H92ZM109 41V40H108ZM107 41V42H108ZM185 41V42H186ZM258 41L256 42L257 44H258ZM39 42V41H38ZM59 42V41H58ZM77 42V41H76ZM113 42V41H112ZM111 42V43H112ZM148 44H147V43ZM176 42H177V40H176ZM15 43V42H14ZM15 43V44H16ZM35 43H36V41H35ZM42 43V42H41ZM44 43H45V40H44ZM74 43V42H73ZM79 43H81V42H78V44ZM88 43V42H87ZM86 43V44H87ZM115 43V42H114ZM227 43H226V45H227ZM255 43V44H256ZM12 44V43H11ZM10 44V45H11ZM31 44V45H30ZM37 44V43H36ZM59 44V43H58ZM70 44V43H69ZM75 44V43H74ZM90 44V43H89ZM108 44V43H107ZM117 44H118V42H117ZM116 44V45H117ZM117 45V47H118V49L120 48V47H122V45ZM176 44V45H175ZM3 45V44H2ZM8 45V44H7ZM64 45H65V43H64ZM67 45V44H66ZM82 45V44H81ZM93 45V44H92ZM132 45V48L130 47ZM209 45V44H208ZM216 45H217V43H216ZM223 45V44H222ZM14 46V45H13ZM12 46V47H13ZM39 46V45H38ZM45 46V45H44ZM43 46V47H44ZM54 46V45H53ZM59 45H57V47H58ZM70 46V45H69ZM72 46V45H71ZM83 46V45H82ZM84 46H86V45H84ZM83 46V47H84ZM95 46V45H94ZM94 46H88L89 48L90 47H94ZM248 46V47H247ZM263 46V47H262ZM5 47V46H4ZM10 47V46H9ZM21 47V46H20ZM62 47V46H61ZM78 47L80 48V45H78ZM77 46L76 47H74V48H78ZM99 47V46H98ZM106 47H107V45H106ZM106 47H103V48H105V50H106ZM110 47H112V46H109V48ZM116 47V48H117ZM183 49H182V48ZM223 47H224V45H223ZM245 48V47H247V48H245V49H242V48ZM15 48V47H14ZM40 48H42V47H40ZM40 48H39V50H40ZM60 48V47H59ZM95 48V47H94ZM93 48V49H94ZM115 48V49H116ZM125 49V48H121V49H123V51H124V49L125 50H130V49ZM180 48L183 50V51H180ZM204 48V47H203ZM212 49L214 52L211 54V49H210V54H211V56L210 57H214V58H221L222 57V59H223V55H225L226 54V52L223 50V52H224V54H223V52H222V48H220V51L222 52V54H220V52H217V53H215V49ZM218 48V47H217ZM216 48V49H217ZM262 48H263V50H262ZM4 49V48H3ZM8 49V48H7ZM16 49H19L18 47L16 48ZM43 49V48H42ZM62 49L64 50V46L62 47ZM73 49V48H72ZM85 49V48H84ZM117 49V50H118ZM149 49V50H148ZM202 49V48H201ZM1 50V49H0ZM45 50H47V49H45ZM76 50V49H75ZM74 49L72 50V51H75ZM78 50V49H77ZM76 50V51H77ZM81 50V49H80ZM79 50V51H80ZM88 50V49H87ZM97 50V49H96ZM101 50V49H100ZM99 50V51H100ZM120 50V49H119ZM230 50V49H229ZM254 50H255V52H254ZM262 50V51H261ZM2 51V50H1ZM7 51V50H6ZM5 51V52H6ZM11 51H12V49H11ZM16 51V50H15ZM44 51V50H43ZM59 51V50H58ZM57 51V52H58ZM76 51L74 52V54L76 53ZM78 51V52H79ZM95 51V50H94ZM101 51H103V50H101ZM108 51V50H107ZM114 51V50H113ZM186 52L185 54H188L187 56H188V58H185V62L184 63H182L183 61H182V59H184V57H183V54L181 53V52ZM219 51V50H218ZM258 53H257V52ZM42 52V51H41ZM52 52V51H51ZM64 52V51H63ZM78 52H77V55H75V56H77L78 57ZM85 52V51H84ZM89 52V51H88ZM91 52V51H90ZM89 52V53H90ZM96 52V51H95ZM104 52V51H103ZM115 52V51H114ZM130 52H131V50H130ZM197 52V51H196ZM195 52V53H196ZM207 52V51H206ZM40 53V52H39ZM44 53V52H43ZM59 53V52H58ZM65 54L67 53V52H64ZM63 53V54H64ZM72 53V52H71ZM79 53H82V55H84L83 54V51L81 52H79ZM99 53V52H98ZM109 53V52H108ZM121 53V56H122V54H126L125 53V51H124V53H122V51L120 52ZM120 53H119V55H120ZM179 53H181L180 54V56H182V57H180V56H177V54H179ZM208 53V52H207ZM220 55H219V54ZM1 54V53H0ZM16 54V53H15ZM23 54H20V55H22V56H19L20 57V60H25V62H21L22 64H20V65H22L21 67L23 68V69H20L21 67L18 65V67H19V69L21 70L19 73L21 74L22 72H24V70L27 68L28 69V67L27 66H25V64H26V62H30L31 61V59L32 58H30V60H29V57L27 58V57H24V55ZM47 54V53H46ZM49 54V53H48ZM56 54V53H55ZM55 54H53V55H55ZM62 54V55H63ZM64 54V55H65ZM86 54V53H85ZM92 54L94 55V53L92 52ZM96 55H97V53H95ZM100 54V53H99ZM106 54V53H105ZM112 54H113V52H112ZM116 54H118V51H117V53ZM185 54H184V56H185ZM190 54V55H189ZM199 54V53H198ZM204 54V53H203ZM217 54V55H216ZM230 54H226L225 56H229ZM11 55V54H10ZM18 55V54H17ZM17 55H15V57L17 56ZM63 55V56H64ZM68 55V54H67ZM96 55H94V56H96ZM101 55V54H100ZM114 55H115V53H114ZM118 55V56H119ZM207 55H209V54H207ZM218 55H219V57H218ZM14 56V55H13ZM26 56V55H25ZM45 56V55H44ZM49 56H50V54H49ZM56 56V55H55ZM66 56V55H65ZM87 56V55H86ZM99 56V55H98ZM110 56V55H109ZM109 56H107L106 57V55H104V57H106V58H108ZM194 56H197V54L196 55H194ZM204 56V55H203ZM202 56V57H203ZM3 57V56H2ZM1 57V58H2ZM4 57H7V56H5V54H4ZM3 57V58H4ZM18 57V58H19ZM39 57H40V55H39ZM43 57V56H42ZM42 57H41V59H42ZM46 57V56H45ZM57 57V56H56ZM70 58H71V56H69ZM68 57V58H69ZM84 57H85V55H84ZM93 57V56H92ZM103 57V58H104ZM127 57H129V58H127ZM198 57V56H197ZM230 57V56H229ZM263 57V58H262ZM10 58H11V56H10ZM17 58V57H16ZM16 59V60H19V59ZM27 58V59H26ZM35 58V57H34ZM33 58V59H34ZM59 58V57H58ZM61 58V57H60ZM67 58V60H66V62L67 61H70V63L72 62L71 61V59H68ZM81 58V55L79 56V59ZM100 58V57H99ZM109 58H111V57H109ZM108 58V59H109ZM122 58H124V57H122ZM121 57H120V59H122ZM182 58V59H181ZM194 58V57H193ZM205 58H207V56L205 57ZM204 58V59H205ZM214 58H211V60L213 61V59ZM224 58H227V57H224ZM261 58H262V60H261ZM13 59H15L14 57H13ZM44 60H45V58H43ZM52 59V58H51ZM50 59V60H51ZM66 59V58H65ZM65 59H63L62 61H63V63H64V61H65ZM74 59V58H73ZM75 59H76V57H75ZM86 59H88V57L86 58ZM85 59V60H86ZM90 59V58H89ZM94 61L96 60V59H98L97 57H96V59H94V58H92ZM101 59H102V57H101ZM107 59V61H104L103 59H102V61H100L102 64H104L105 62L107 63L109 60ZM112 59V61H113V58H111ZM118 59H119V57H118ZM117 60L116 59V62L118 61H121V60ZM191 59H192V57H191ZM195 60H196V58H194ZM200 59V58H199ZM198 59V60H199ZM203 59V58H202ZM204 59H203V61H204ZM209 60H210V58H208ZM208 59H206L207 61H208ZM233 59V61H231ZM16 60H13V61H16ZM35 60V59H34ZM61 60V59H60ZM76 60H78V59H76ZM75 60V61H76ZM81 60H82V58H81ZM81 60L79 61L80 62V64H79V66H80V68L78 69V72L80 73V72H86V71H88L87 69L89 68L88 67V65L89 64H87V66L85 65L86 64V62L87 61H82L81 62ZM115 60V59H114ZM195 60H193V61H195ZM201 60V59H200ZM199 60V61H200ZM210 60V61H211ZM220 60V59H219ZM225 60H227V59H225ZM261 60V61H260ZM8 61V60H7ZM7 61H5V62H7ZM59 61V60H58ZM57 61V64L59 63ZM61 61V62H62ZM88 61H90V60H88ZM93 61V63H91L92 61H90L89 63H91V70H92V66L93 65H95V64H99L98 62H99V60L97 61L96 60V63ZM182 61V62H181ZM191 61V60H190ZM215 61V60H214ZM217 61H218V59H217ZM216 61V62H217ZM224 61V60H223ZM228 61V60H227ZM226 61V62H227ZM0 62H3V61H1L0 60ZM12 62V61H11ZM32 63H33V60L31 61ZM40 62H43V61H40ZM47 62V61H46ZM53 62H54V60H53ZM116 62L114 61L113 63H115V67L117 68V66H116ZM182 63V65L183 66H181V63ZM201 62V61H200ZM226 62H224L225 64H226ZM4 63V62H3ZM3 63H1L0 64V67L1 66H3ZM17 63V62H16ZM52 63V62H51ZM55 63V62H54ZM62 63V64H63ZM74 63V62H73ZM76 63H77V61H76ZM95 63V64H94ZM105 63V64H106ZM111 63V62H110ZM110 63H108V65H107V68L109 67V65H111ZM189 63V62H188ZM191 64H192V61L190 62ZM189 63V64H190ZM194 63H196L197 64V62H194ZM203 63V62H202ZM205 63H208V62H205L204 61V65H205ZM217 63H220V61H218ZM216 63V64H217ZM223 63V64H224ZM17 64H19V62L17 63ZM57 64H55V66L57 65ZM61 64V65H62ZM65 65H66V63H64ZM63 64V65H64ZM93 64V65H92ZM118 64V63H117ZM119 64H121V63H119ZM191 64H190V66H191ZM224 64V65H225ZM5 65V64H4ZM7 65H9V62H8V64ZM13 65V64H12ZM14 65H15V62H14ZM13 65V66H14ZM29 65V64H28ZM36 65V64H35ZM35 65H30L31 66V68L32 69H38V68H41V63L39 64V67H38V63H37V67H35ZM70 66H72L71 64H69ZM68 64H67V66L68 67H70ZM74 65V64H73ZM121 65V66H122ZM193 65V64H192ZM203 65V66H204ZM207 65V64H206ZM205 65V66H206ZM220 65H222V64H220ZM232 65V64H231ZM6 66V65H5ZM16 66V65H15ZM67 66L65 67V68H67ZM90 66V65H89ZM98 66H100V65H98ZM102 66V65H101ZM105 66V65H104ZM123 66H122V68H123ZM194 66H199V65H194ZM201 66V65H200ZM209 66V65H208ZM213 66V65H212ZM227 66H228V64H227ZM257 66H259L258 68H257ZM8 67V66H7ZM6 67V68H7ZM17 67V66H16ZM18 67L17 68H15V70L16 71H19L18 70ZM34 67V68H33ZM44 67V66H43ZM42 67V68H43ZM94 67V66H93ZM95 67H97L96 65H95ZM112 67V66H111ZM120 67V66H119ZM129 67V66H128ZM183 69H182V68ZM202 67V66H201ZM201 67H200V69H201ZM225 67V66H224ZM228 67H231L232 68V66H228ZM234 67V66H233ZM236 67H234L235 69H237ZM262 67V69L264 68V66H261ZM71 68V67H70ZM75 68V67H74ZM98 69H97V71L99 70V67H97ZM101 68V67H100ZM104 68H106V66L104 67ZM106 68V69H107ZM203 68V67H202ZM206 68H208V67H205V69ZM227 68V67H226ZM233 68V70H235ZM14 70V68H12L11 67V70ZM26 69V70H27ZM32 69H29V71L30 70H32ZM44 69V68H43ZM56 69V68H55ZM61 69V68H60ZM59 69V70H60ZM72 69V68H71ZM71 69H69V70H71ZM90 69H89V71H90ZM103 69V68H102ZM241 69V70H240ZM254 69V70H253ZM256 69V70H255ZM258 69V70H257ZM3 70H4V68H3ZM25 70V71H26ZM54 70V69H53ZM58 70V71H59ZM67 70V69H66ZM65 70V71H66ZM75 70H77V68H75ZM95 70H96V68H95ZM94 69H93V71H95ZM104 71H105V69H103ZM115 70H117V69H115ZM121 70H123V69H121ZM167 70V71H166ZM184 70V71H183ZM203 70V69H202ZM223 71L225 70L226 71V69L224 68V69H222ZM231 70V69H230ZM29 71H28V73H29ZM32 71H34V70H32ZM54 71H56V70H54ZM53 71V72H54ZM61 71V70H60ZM97 71H95L96 73H97ZM100 71V73H104V71H101V70H99ZM173 72V74H172V76H169L170 74V72ZM186 71V72H187ZM228 71V70H227ZM237 71L238 70H236V73H237ZM2 72V71H1ZM13 72H15V71H13ZM27 72V71H26ZM37 72V71H36ZM34 73V74H32V72L30 71V73L33 75V77L34 76H36L35 74H37V73ZM44 72V71H43ZM57 72V71H56ZM69 71H67L66 73H64V75L65 74H67ZM76 72V71H75ZM75 72H71L70 74H73V73H75ZM77 72V73H78ZM83 72H82V75H81V73L80 74H76V75H74V76H71L70 78H69V76H68V78H66V80L67 79H70V80H68V81H66V82H69V81H73V85L76 83V81L75 80H73V77L74 78H76L77 77V75H81V78L80 79H82V77L84 76V77H88V74L90 73H85L84 72V74H83ZM92 72V71H91ZM117 72V71H116ZM171 72V73H172ZM199 72V71H198ZM201 72V71H200ZM203 72V71H202ZM201 72V73H202ZM228 72H230V71H228ZM235 71H232V73H234ZM261 72H262V70H261ZM3 73V72H2ZM10 73V71L8 72V74ZM29 73V74H30ZM42 72H41V70H40V73L39 74H41ZM62 74H63V70H62V72H61ZM99 73V72H98ZM99 73V75H97V76H100L101 74ZM119 73V72H118ZM196 73V72H195ZM255 73V74H254ZM259 73H260V71L258 72V75H259ZM264 73V72H263ZM4 74V73H3ZM2 74V75H3ZM11 74H12V71H11ZM13 74H15V73H13ZM22 74H24L25 75V73H22ZM21 74V75H22ZM43 74V73H42ZM56 74V73H55ZM60 74V73H59ZM87 74V75H86ZM93 74V73H92ZM92 74H89V76L91 75L92 76ZM185 74V73H184ZM197 74V73H196ZM203 74H205V73H203ZM237 74H239V73H237ZM16 75V74H15ZM13 76V79H15L16 80V78H18L17 76ZM31 75V76H32ZM46 75V74H45ZM52 75H54V73L52 74ZM58 75V74H57ZM64 75H59L60 77H59V79L60 78H62V77H66V75L64 76ZM103 75V74H102ZM101 75V76H102ZM225 75V74H224ZM223 75V76H224ZM233 75V74H232ZM234 75H236V74H234ZM4 76H5V74H4ZM6 76H8V75H6ZM44 76V75H43ZM55 76V75H54ZM91 76H90V78H89V80L91 79ZM109 76V75H108ZM112 76H113V74H112ZM185 76V75H184ZM192 76V75H191ZM193 76H195V74L193 75ZM193 76L192 77H190V78H193ZM223 76H221V77H223ZM238 76V75H237ZM2 77V76H1ZM9 77V76H8ZM11 77H12V75H11ZM11 77H9V78H11ZM15 77V78H14ZM38 77V76H37ZM41 77V76H40ZM46 77V76H45ZM49 77H51V83L53 82V84H54V80L55 79H53V77L50 75ZM57 77V76H56ZM93 77V76H92ZM95 77V76H94ZM111 77V76H110ZM186 77V76H185ZM218 77V76H217ZM229 77V76H228ZM238 77H240V76H238ZM237 77V78H238ZM18 78V79H19ZM116 78V77H115ZM118 78H117V80H118ZM184 78V77H183ZM230 78V77H229ZM234 78V77H233ZM236 78V77H235ZM236 78V79H237ZM2 79V78H1ZM0 79V80H1ZM4 79H5V77H4ZM12 79V81H14ZM17 79V80H18ZM50 79V78H49ZM53 79V80H52ZM83 79H85V78H83ZM113 79V78H112ZM219 79V77L216 79V80H218ZM225 79V78H224ZM232 78H230V80H231ZM241 79V78H240ZM239 79V80H240ZM257 79V80H256ZM8 81H9V79H7ZM16 80V81H17ZM36 80H38L37 78H36ZM35 80V81H36ZM76 80L78 81L79 79H78V77L76 78ZM141 80H143V83H141L142 81ZM184 80V79H183ZM182 80V81H183ZM188 80H189V78H188ZM197 80V79H196ZM233 80V79H232ZM238 80V79H237ZM236 80V81H237ZM8 81H7V83H8ZM20 81V80H19ZM30 81V83H32ZM49 81V80H48ZM55 81H58V80H55ZM63 81V80H62ZM65 81H63V82H65ZM74 81H75V83H74ZM85 81V80H84ZM91 81V80H90ZM119 81V80H118ZM141 81V82H140ZM174 81V80H173ZM172 81V82H173ZM235 81V82H236ZM241 81V80H240ZM244 81H243V83H244ZM262 81H264V80H262ZM18 82V81H17ZM21 82V81H20ZM83 82V81H82ZM112 82V81H111ZM175 82H173L174 84H176ZM180 82V81H179ZM213 82V81H212ZM216 82V81H215ZM218 82V81H217ZM219 82H222V81H219ZM230 82V81H229ZM234 82V81H233ZM234 82V83H235ZM239 82V81H238ZM250 82V83H249ZM253 82V83H254ZM3 83V82H2ZM2 83H0V87L3 85ZM19 83V82H18ZM50 83V82H49ZM57 83H59L60 84V81H58ZM78 83V82H77ZM79 83H80V81H79ZM85 83H87V82H85ZM84 83V84H85ZM107 83V82H106ZM110 83V82H109ZM115 83V82H114ZM141 83V84H140ZM145 83V84H144ZM164 83H165V81H164ZM168 83H169V81H168ZM168 83H167V85H168ZM237 83V82H236ZM10 84V83H9ZM62 84V83H61ZM65 84V83H64ZM69 84H71L70 82H69ZM68 83H67V86L69 85ZM81 84V83H80ZM83 84V83H82ZM100 84V83H99ZM111 84V83H110ZM118 84V83H117ZM143 84V85H142ZM173 84V85H174ZM241 84V83H240ZM245 84V83H244ZM244 84H242V85H244ZM249 84H251V85H249ZM263 84V83H262ZM6 85L7 84H5V87H6ZM63 85V84H62ZM96 86H97V83L95 84ZM101 85V84H100ZM103 85H105V84H103ZM109 85V84H108ZM119 85V84H118ZM166 85V84H165ZM181 85V84H180ZM179 85V86H180ZM232 86H234L235 84H231ZM241 85V86H242ZM11 86V85H10ZM64 86V85H63ZM66 86V85H65ZM65 86H64V88H65ZM79 86V85H78ZM92 86V85H91ZM120 86H121V84H120ZM177 86H178V84H177ZM186 87H187V85H185ZM236 86V85H235ZM240 86V85H239ZM13 87V86H12ZM17 87V86H16ZM29 87V86H28ZM55 87V86H54ZM85 87V86H84ZM90 87V86H89ZM103 87V86H102ZM107 87V86H106ZM114 87V86H113ZM139 87H141V88H139ZM174 87H176V86H174ZM263 87H264V84H263ZM57 87H55V89H56ZM63 88V89H64ZM66 88H68V87H66ZM79 87H77V89H78ZM80 88H82V87H80ZM86 88V87H85ZM116 88V87H115ZM120 88V87H119ZM239 88V87H238ZM243 87H241L240 89H242ZM244 88H246V87H244ZM243 88V89H244ZM249 88V87H248ZM251 88H252V86H251ZM10 89V88H9ZM9 89L8 90H6V88H4V86L2 87V89L0 88V95H4L5 93H8V91H9ZM14 89H15V85H14ZM59 89H60V87H59ZM62 89V88H61ZM70 89V87L68 88V90H66V92L68 93V91L69 92H71V89ZM73 89V88H72ZM75 89V88H74ZM73 89V90H74ZM99 88L97 87V90H98ZM104 89V88H103ZM136 89H137V93H136ZM165 89H167L166 91L169 93V94H167V92H163V91H165ZM172 89H171V91H172ZM252 89V90H253ZM12 90V89H11ZM26 90H28V89H26ZM58 90V89H57ZM65 90V89H64ZM83 90V89H82ZM92 90V89H91ZM100 90V89H99ZM105 91L106 90H109V88L108 89H104ZM114 90V89H113ZM123 90H125L124 92H123ZM159 91L158 92V94L157 95H155L154 93L152 94V92L153 91ZM185 90V89H184ZM247 90H249V89H247ZM251 90V89H250ZM251 90V91H252ZM261 90H264V89H262L261 88ZM53 91V90H52ZM55 91V90H54ZM75 91V90H74ZM77 91H79V89L77 90ZM104 91V92H105ZM116 91V90H115ZM114 91V92H115ZM156 91V92H157ZM173 91H176V90H173ZM182 91V90H181ZM181 91H179V92H181ZM244 91H246V90H244ZM256 91H258V90H256ZM11 92V91H10ZM9 92V93H10ZM30 92V91H29ZM32 92V91H31ZM34 92V91H33ZM90 92H92V91H90ZM96 92H98V91H96ZM95 92V93H96ZM107 93H108V91H106ZM112 93H114L113 91H111ZM117 92V91H116ZM179 92H178V94H176V96L175 95H173L174 93L172 92V95H171V98L173 97V96H175V98L177 97L178 98V95H179ZM243 92V91H242ZM259 92H260V90H259ZM9 93L8 94H6V96L7 97H4V98H6V99H8V96H10L9 95ZM15 93V92H14ZM27 93V92H26ZM25 93V94H26ZM35 93V92H34ZM57 93V92H56ZM72 94H73V91L71 92ZM106 93V94H107ZM110 93V92H109ZM111 93V94H112ZM182 93V92H181ZM180 93V94H181ZM246 93V92H245ZM244 93V94H245ZM248 93V92H247ZM253 93H256L255 92V90L253 91ZM11 94V93H10ZM33 94V93H32ZM31 94V95H32ZM58 94V93H57ZM70 94V93H69ZM76 94V93H75ZM260 94V93H259ZM258 94V95H259ZM30 95V94H29ZM30 95V96H31ZM64 95V94H63ZM68 95V94H67ZM85 95V94H84ZM95 95V94H94ZM182 96L183 95H185L184 94V92H183V94H181ZM181 95H179V98L178 99H182V96ZM246 95H248V94H246ZM19 96V97H20ZM27 96V95H26ZM29 96V97H30ZM79 95H77L76 97H78ZM90 96V95H89ZM96 96H98V95H96ZM96 96H94V97H96ZM105 96V95H104ZM261 97L262 96H264V94L263 95H260ZM53 97V96H52ZM93 97V94H92V96H91V98ZM99 97V96H98ZM103 97V96H102ZM159 97V98H158ZM161 97V98H160ZM186 97H188L189 98V96L187 95ZM10 98V97H9ZM33 99H36V100H39L38 99V96L36 97V98H34V97H32ZM55 98V97H54ZM58 98V97H57ZM73 98H75V97H73ZM80 98V97H79ZM78 98V99H79ZM88 98V97H87ZM107 98H108V96H107ZM156 98H157V100H156ZM6 99H4V101L3 102H5V100ZM11 99V98H10ZM25 99V100H24ZM31 99V98H30ZM53 99V98H52ZM56 99V98H55ZM77 99V100H78ZM96 99L97 98H95V101H96ZM99 99V98H98ZM101 99V98H100ZM109 99V98H108ZM111 99V98H110ZM158 99H159V101H158ZM183 99L185 100L186 98H184L183 97ZM261 99V98H260ZM29 99H27V101H25L26 103L27 102H30V104L32 103L31 102V100H29ZM43 100H45V99H43ZM81 100H82V98H81ZM93 100V99H92ZM102 100V99H101ZM105 100V99H104ZM156 100V101H155ZM174 100V101H173ZM177 100V99H176ZM187 101H188V99H186ZM40 101V100H39ZM46 101V100H45ZM45 101H40V102H45ZM50 102H51V99L49 100ZM78 101H80V100H78ZM91 101V100H90ZM89 100L87 101V102H90ZM107 101V100H106ZM106 101H104L105 103H106ZM169 101H170V103H169ZM174 102V104H173V102ZM177 101H179V100H177ZM264 101V100H263ZM6 102H8V101H6ZM59 102H60V100H59ZM76 102V101H75ZM83 102V101H82ZM171 102H172V104H171ZM183 102V101H182ZM190 102V101H189ZM37 104H38V102H36ZM35 103V104H36ZM47 103V102H46ZM53 103H55V102H53ZM53 103H50V104H53ZM78 103V102H77ZM80 103V102H79ZM86 103V102H85ZM90 103H92V108H93V105H94V108L97 106H95V104L93 103V102H90ZM96 103V102H95ZM98 103V102H97ZM161 105H160V104ZM187 103V102H186ZM22 104H24V102L22 103ZM28 104V103H27ZM30 104H28L29 105V108L28 109H30ZM36 104V105H37ZM43 105H44V103H42ZM56 104V103H55ZM172 105L171 107L169 106V105ZM182 105L184 104V103H181ZM261 104H263V103H261ZM32 105H34V103L32 104ZM41 105V104H40ZM39 105V106H40ZM83 105V104H82ZM85 105V104H84ZM89 105V104H88ZM105 105V104H104ZM107 105V104H106ZM109 105V106H110ZM179 105V104H178ZM258 105V104H257ZM3 106V107H2ZM7 107V108H4V107ZM27 106V105H26ZM38 106V105H37ZM52 105H50V107H51ZM81 106V105H80ZM90 106V107H91ZM109 106H105L106 108H108ZM155 106H159L158 107V110H157V108H154ZM166 106L167 107H169L168 109L166 108ZM185 107H187V104L186 105H184ZM264 106V105H263ZM14 107V108H13ZM32 108L34 107V106H31ZM47 107H48V105H47ZM47 107L44 109V110H46L47 109ZM57 107H58V103H57ZM89 107V106H88ZM101 107V106H100ZM103 107V109H104V106H102ZM177 107V106H176ZM179 107V106H178ZM2 108V109H1ZM35 108H36V106H35ZM34 108V109H35ZM42 108V107H41ZM40 108V109H41ZM56 108V107H55ZM59 108H60V106H59ZM113 108V109H112ZM189 108V107H188ZM187 108V109H188ZM262 108V107H261ZM15 109V110H14ZM27 109V110H28ZM51 109V108H50ZM54 109V108H53ZM87 109V108H86ZM96 109H97V107H96ZM99 110H100V108H98ZM161 109H163V107H161ZM160 109V110H161ZM263 109H264V107H263ZM23 110H25V111H23ZM36 110H38V109H36ZM42 110V109H41ZM89 110V109H88ZM92 110V109H91ZM101 110H102V108H101ZM108 110V109H107ZM227 110H229V109H227ZM231 110V109H230ZM16 111V112H17ZM28 111H30V113H32V111H33V109H32V111L31 110H28ZM49 111V110H48ZM56 111V110H55ZM55 111H54V113H55ZM188 111V110H187ZM233 111V110H232ZM235 111V110H234ZM34 112H35V110L33 111V113L32 114H34ZM37 112V111H36ZM51 112H52V110H51ZM95 112V111H94ZM97 112V111H96ZM95 112V114H98V113H96ZM99 112V111H98ZM227 112H229V111H227ZM27 113V112H26ZM30 113H29V115H30ZM38 113V112H37ZM41 113H43L44 114V112H41ZM41 113H39V115L41 114ZM54 113L52 114V116L54 115ZM158 113V112H157ZM163 113V112H162ZM231 113V112H230ZM235 113V112H234ZM22 114V115H23ZM94 114V115H95ZM159 114V113H158ZM164 115V119L163 120H165V122H166V118H165V116H167V115ZM46 115H47V112H46ZM49 115V114H48ZM136 115V116H135ZM224 116L226 115V114H223ZM222 115V116H223ZM6 117V122L4 121V118ZM27 116V115H26ZM44 115H42V117H43ZM135 118H134V117ZM229 116V115H228ZM262 116V119H263V115H261ZM29 117V116H28ZM69 117V118H68ZM163 117V116H162ZM230 117V116H229ZM229 117H228V119H229ZM241 117V116H240ZM22 118H24L23 116H22ZM71 118H73L72 120V122L71 123H73V124H71L70 123V121H71ZM96 118V117H95ZM130 118V119H129ZM134 118V120L135 119H137L139 122H140V124H139V122L137 123L136 122V120L134 121V120H132ZM223 118V117H222ZM238 118V117H237ZM242 118V121H244L243 120V118H244V116L243 117H241ZM241 118H238L239 119V121H238V123H234L235 125H237L238 126V124H239V122H241L240 120H241ZM246 118H247V116H246ZM26 119V118H25ZM34 119H36V121L34 120ZM51 119H53V118H51ZM50 119V120H51ZM57 119H59V120H57ZM129 119V120H128ZM184 119L186 120V121H184ZM227 119V118H226ZM235 119V118H234ZM233 119V120H234ZM7 120L9 121V122H7ZM28 120L30 121V122H28ZM61 120V121H60ZM94 120V119H93ZM100 120H102V119H100ZM100 120H98V122H100ZM102 120V121H103ZM133 122H136L137 123V129H136V127L134 128V126H135V123H134V126H133V128L131 129L130 127V129H131V131H130V134L132 135V136H130V138H133L132 140H134V141H132V140H130V141H132V142H130L131 144H133L134 142H136V148H134V150H132V148H130L127 152L125 151V152H122V150H121V148L123 149V146L124 145H122V147L121 148H116V147H119L120 145H119V141H120V139H122V137L121 136H123L122 135V133L124 132V135L125 134H128V130L126 131V126H128V125H131L132 126V123H131V121ZM161 120V119H160ZM168 120V119H167ZM220 120V119H219ZM222 120H224V119H222ZM232 120V121H233ZM261 120V119H260ZM27 121V122H26ZM97 121V120H96ZM162 121V120H161ZM192 121V120H191ZM217 121V120H216ZM263 121V120H262ZM3 122H5V123H3ZM38 122V123H37ZM53 122V121H52ZM51 122V123H52ZM97 122V123H98ZM169 122V121H168ZM218 122V121H217ZM226 122H228V121H225V123ZM234 122H236V121H234ZM7 123H10V124H8L7 125ZM13 123V124H12ZM60 123V124H59ZM69 123H70V128H71V126H72V130H70V128H69ZM146 123V124H145ZM188 123V124H187ZM219 123V122H218ZM225 123H224V121H223V123H221L222 125H225ZM232 123V122H231ZM230 123V124H231ZM262 123V122H261ZM35 124H37V126H38V128L37 129H39V131L38 130H36V126L34 127V125ZM53 124V123H52ZM62 124V125H63ZM78 123H76V124H74V127L77 125ZM100 124H102V123H100ZM139 124V125H138ZM215 124V123H214ZM228 123H226V125H227ZM230 124H228V125H230ZM40 126H41V124H39ZM81 125V124H80ZM91 125H93V124H91ZM166 125L167 126H169V123H166ZM174 124H172L171 125V127L169 126V128L171 129V130H173V132L175 131L174 129H173V126ZM225 125V127H227ZM240 125V124H239ZM264 125V124H263ZM9 126V127H8ZM83 126H84V124H83ZM89 128H91L90 127V123H89ZM95 126H97V125H95ZM141 126H145V128L143 127V128H141ZM164 126V125H163ZM173 126V127H172ZM216 126H218V125H216ZM215 126V127H216ZM231 126V125H230ZM237 126H235V127H237ZM82 127V126H81ZM86 127V126H85ZM99 127V124H98V126H97V128ZM102 127H106L104 130H101V129H103ZM224 127V126H223ZM33 128H34V130L35 131H33ZM87 128V127H86ZM88 128V129H89ZM141 128V129H140ZM168 128V127H167ZM229 128V127H228ZM232 128H234V127H232L231 126V130H232ZM260 128H262V125L260 126ZM11 129H13V128H11ZM10 129V130H11ZM99 129V128H98ZM150 129H153L152 131H150ZM169 129V130H170ZM230 129V128H229ZM229 129H227L226 128V131H228ZM9 130V131H10ZM160 130V129H159ZM162 130V129H161ZM160 130V131H161ZM164 130V129H163ZM162 130V131H163ZM168 130V131H169ZM223 131L225 130V129H222ZM40 133L41 132V134H40V136H42V140L43 141H37V140H39V136H38V138L37 139H35V136L37 137V133L38 132ZM88 131V130H87ZM92 131H90V132H92ZM101 131H104V132H101ZM160 131H158V132H160ZM165 131H166V128H165ZM217 131H218V129H217ZM226 131H225V133H226ZM11 132H12V130H11ZM14 132V131H13ZM12 132V133H13ZM125 132H127V133H125ZM173 132H172V134H173ZM222 132V131H221ZM11 133V134H12ZM39 133H38V135H39ZM78 133V134H79ZM95 133V134H96ZM98 133L100 134V135H98ZM154 133V132H153ZM162 133V132H161ZM169 133H170V131H169ZM178 133V132H177ZM264 133V132H263ZM8 134V133H7ZM53 134H55V136H57V138L55 137L54 139H53ZM57 134H58V132H57ZM74 134V133H73ZM93 134V135H92ZM160 134V133H159ZM158 134V135H159ZM164 134V135H165ZM171 134V133H170ZM169 134V135H170ZM176 134V133H175ZM222 134V133H221ZM5 135V134H4ZM45 135H47L46 134V132H45ZM44 135V136H45ZM81 135V134H80ZM153 135H155V134H153ZM163 135V134H162ZM179 135H181V134H179ZM217 135H219L218 134V132H217ZM7 136H9V134L7 135ZM7 136H5L6 138H7ZM11 136V135H10ZM11 136V139H13V137ZM62 137V139L60 140V137ZM149 136V135H148ZM174 136V135H173ZM177 135H175V137H176ZM220 136V135H219ZM81 137V136H80ZM121 137V138H120ZM125 136H123V138H124ZM162 138H163V136H161ZM32 138H33V141H32V143L33 144H31V140H32ZM125 138H129V135H128V137L126 136ZM155 138V137H154ZM161 138V139H162ZM170 138V139H169ZM178 138H180V137H178ZM15 139V138H14ZM60 140L61 142H58L57 140ZM82 139V140H83ZM89 139H91V140H89ZM151 139V138H150ZM153 139V138H152ZM174 139H176V138H174ZM9 140V139H8ZM30 140V141H29ZM40 140H41V138H40ZM128 140V139H127ZM173 140V139H172ZM14 141H16V140H14ZM13 141V142H14ZM24 141H25V143H24ZM27 141V142H26ZM28 141H29V143H28ZM122 141H123V139H122ZM177 141V140H176ZM175 141V142H176ZM38 142V143H37ZM43 142V143H42ZM58 142V143H57ZM108 142H111L110 143V145L108 146L107 145V143ZM124 142V141H123ZM123 142H121V144L123 143ZM171 142V143H170ZM202 143H203V141H201ZM39 143L40 144H42V146L40 145V146H37V144L39 145ZM117 143H118V145L119 146H115V144L117 145ZM128 143V142H127ZM201 143V144H202ZM11 145H12V143H11ZM114 145V146H113ZM130 145V144H129ZM128 145V146H129ZM134 145V146H135ZM169 145V146H170ZM197 145V144H196ZM195 145V146H196ZM199 145V144H198ZM125 146H127V145H125ZM131 146V145H130ZM10 147V146H9ZM41 147H43V148H41ZM171 147V146H170ZM15 148H13L14 150H15ZM127 148V147H126ZM125 148V149H126ZM169 148V147H168ZM10 149V148H9ZM39 149H42L41 151H39ZM117 149H119V151L117 150ZM128 149V148H127ZM194 149V148H193ZM200 149H202L201 147L199 148V150ZM232 149H234V148H232ZM236 149V148H235ZM7 150V149H6ZM121 150V151H120ZM166 150H168L167 148H166ZM191 149H189V151H190ZM8 151V150H7ZM201 151V150H200ZM40 152V153H39ZM46 152V153H47ZM145 152H147V153H145ZM148 152L150 153V155L148 154ZM194 152V151H193ZM45 153V154H46ZM65 153V154H64ZM148 154L147 156H152V160H150V163H151V161H153L154 163H156L157 164V168H155V169H158V168H160V170L162 169V168H164V167H167V169L165 168L164 169V171L165 172H167V174H169V175H164V176H160L158 173H160V171L156 174V172H155V175H150V174H148V173H146V172H144V171H137L138 170V168H140L139 167V165L141 164L142 165V163H143V161H144V164H145V160H147L146 159V157H145V159H144V157L142 156L143 154ZM166 153V152H165ZM68 154V155H67ZM70 154V155H69ZM187 154L188 155H190V153H188L187 152ZM192 154V153H191ZM199 154H200V152H199ZM48 154L47 155H45V157L46 156H49ZM172 154H170V156H171ZM14 156V155H13ZM42 156V155H41ZM43 156H44V154H43ZM42 156V157H43ZM56 157H58L57 155H55ZM140 156V157H139ZM1 157V156H0ZM15 157H16V155H15ZM15 157H13L12 159H13V161H11L12 162V165L13 164H15V170L17 169V164L16 163H18V162H20L21 160H19L18 162H16L15 163V160H14V158ZM42 157H41V161H43L42 160ZM137 157V158H136ZM138 157H139V160H140V158L142 157L143 159H141V162L142 163H138V168H136L135 167V165H132V163L131 162H133V164H134V159L133 158H136L137 159V161H138ZM196 157V156H195ZM17 158H20V157H17ZM149 158L150 157H148V160H149ZM187 158V157H186ZM189 158V157H188ZM188 158H187V160H188ZM197 158H199V157H197ZM58 159V158H57ZM174 159V158H173ZM190 159V158H189ZM17 160V159H16ZM45 160V159H44ZM53 160V159H52ZM50 161V163H52L53 161ZM147 160V163L146 164H149V161ZM1 161V160H0ZM48 161V160H47ZM47 161H45V163L47 162ZM137 161H135V162H137ZM199 160L197 159V162H198ZM4 162V161H3ZM58 162V161H57ZM153 162H152V164H149L148 166H150L149 168L147 167V165H144L146 168H148V170L150 169V171H151V168H152V165H153ZM172 162V163H171ZM186 162V161H185ZM188 162V161H187ZM186 162V163H187ZM196 162V161H195ZM196 162V163H197ZM200 162V161H199ZM38 163H41V162H39L38 161ZM55 163H56V161L55 162H53V164L55 165ZM179 163V164H178ZM185 163V164H186ZM194 163V162H193ZM195 163V164H196ZM4 164V163H3ZM27 164H29V163H27ZM31 164V163H30ZM37 164V163H36ZM60 164V165H59ZM194 164V166H196L197 168H195V167H190L188 170L190 171L191 169H197V171H194L193 170V173L195 172H198V171H201L202 172V166L200 165H198V164H196L195 165ZM199 164H201V163H199ZM41 165H42V163H41ZM46 165V164H45ZM45 165H43V166H45ZM48 165V164H47ZM51 166H52V164H50ZM198 165V166H197ZM2 166V165H1ZM28 165H24V167L22 166V168H23V170H24V173L23 174H25L26 175V173H27V175H28V177H29V175H31V173L32 172H30L29 171V169L30 168H28L27 167ZM40 166V167H39ZM143 165L141 166V170H143L145 167H144ZM154 166H155V164H154ZM153 166V167H154ZM160 166V167H159ZM168 166H169V168H168ZM183 166H184V163H183ZM186 166H187V168H188V164H186ZM5 167V166H4ZM13 168H14V166H12ZM27 167V168H26ZM53 167V166H52ZM142 167H143V169H142ZM162 167V168H161ZM199 167L201 168V169H199ZM40 168V169H39ZM46 168V167H45ZM51 168V167H50ZM179 168V169H178ZM3 169V168H2ZM1 169V170H2ZM5 169H6V167H5ZM20 169V168H19ZM53 169V168H52ZM137 169V170H136ZM154 169V170H155ZM199 169V170H198ZM0 170V171H1ZM4 170V169H3ZM2 170V171H3ZM49 169L48 168H46V171H48ZM51 170V169H50ZM49 170V171H50ZM55 170V169H54ZM186 170V171H185ZM204 171H206V172H210L211 173V171H207L206 170V168L205 169H203ZM2 171H1V173H2ZM34 171H35V168H34ZM100 171V173H98ZM147 171V170H146ZM183 171V172H182ZM192 171V170H191ZM41 172V173H40ZM54 171H52L51 173H48L52 178H53V176L51 175L52 173H53ZM116 172L117 173H119V175H117L116 174ZM148 172V171H147ZM162 172V171H161ZM165 172H162V173H165ZM200 172V173H201ZM206 172H203L204 173V175L202 176V174H199V176L200 177H204L206 174H208L209 175V173H206ZM39 173H40V175H39ZM44 173H45V171H44ZM63 173V175H61ZM98 173V174H97ZM149 173H151V172H149ZM193 173L192 172H190L189 173V177H193V178H191V180L192 179H194L195 178V181H196V177L198 176L197 174H196V176L194 177V175H193ZM199 173V172H198ZM206 173V174H205ZM215 173V172H214ZM213 173V174H214ZM33 173H32V175H34ZM48 174H47V176H48ZM53 174V175H54ZM148 174V175H147ZM187 175H188V173H186ZM192 174V175H191ZM5 174L4 173H2V176L0 175V179H4V177H6V176H4ZM25 175H24V179L26 178V183L28 184V185H30L29 183H28V179H27V176L25 177ZM31 175V176H32ZM150 175V176H149ZM185 175V176H184ZM191 175V176H190ZM208 175H206L204 178L205 179H208ZM216 175H217V173H216ZM216 175H214V176H216ZM30 176V178H31V180H32V177ZM57 176V175H56ZM149 176V177H148ZM166 176V177H165ZM199 176L197 177V179L199 180V179H201V178H199ZM212 176V174H210L209 175V177H211ZM42 177V178H41ZM50 177V178H51ZM188 177V181H187V184H188V182H189V184L191 183V181L189 180L190 178ZM213 177V176H212ZM211 177V179H213ZM20 178H22V177H20ZM23 178L22 179H19V180H22V183L25 181H23ZM29 178V179H30ZM41 178V179H40ZM48 178V177H47ZM146 178H148V180L146 179ZM151 178H152V180H151ZM203 178V179H204ZM38 179H40V180H38ZM145 179L147 180V181H145ZM151 181H150V180ZM186 179H187V177H186ZM210 179V178H209ZM264 178H262L261 180H263ZM11 180V179H10ZM12 180H14V179H12ZM17 177H15V181H14V183H16L17 181ZM54 180H56V179H54ZM196 181L197 183L200 181ZM3 181V180H2ZM46 181H45V183H46ZM53 181V180H52ZM57 181V180H56ZM144 181H145V183L146 184H148L149 182L148 181H150V184H148L147 186H144L145 184H144ZM194 181V180H193ZM8 182V181H7ZM32 182V184L33 185H35L34 183ZM57 182V183H58ZM186 182V181H185ZM263 182V185L261 184V186H262V189L264 190V180L262 181ZM25 183V182H24ZM153 184V186H152V184ZM196 183V184H197ZM260 183H261V181H260ZM47 184V183H46ZM4 185H2L1 184V186H4ZM17 185V184H16ZM42 185H44V183L42 184ZM58 185V184H57ZM191 185V184H190ZM190 185H188L189 187H188V190L190 191L191 190V194H192V192H193V190L194 189H196V190H194L195 192H197V190L199 189V186H197L196 185V187H193V183H192V186H191V189H190ZM198 185H200V184H198ZM0 186V187H1ZM31 186V185H30ZM47 186V185H46ZM152 186V187H151ZM194 186H195V184H194ZM33 187V186H32ZM147 187H148V189H147ZM157 187V188H156ZM198 187V188H197ZM201 187V186H200ZM151 188H153L152 190H155V192L154 191H152L151 190ZM155 188V189H154ZM165 188H166V190H167V192H168V195L167 194H164L163 193V191H161V190H165ZM143 189V190H142ZM228 189V188H227ZM261 189V190H262ZM5 190H7V189H5ZM131 191V194H132V192H134L136 195L138 194V193H140V195L142 194H144V192H147V194L148 193H150V198L152 197V199H150V200H146L147 198H149V197H147V195H146V193L144 194V198L145 197H147V198H145L144 199V201H145V205H144V207L146 208L147 206H148V204H149V206L147 207L148 209H149V211H151L152 209V211L154 212H152L153 214H156L155 213V205L157 204V203H159L160 202V200H157V198L156 197H158L159 195H160V192H158V190L159 191H161V194L163 193V195H165V197L167 196L168 198L167 199H165L164 201H167L168 203H166L165 202V205L167 206V208H169L168 210V212H167V214L166 215H162V216H160L159 217V215L162 213V211L160 212V214L158 215V217H154V220L152 219V221L151 222H154V224L153 225H157V227L159 226V227H163L164 228V225L165 226H174V227H172L173 229H174V231L172 232L173 234V236H172V239L171 240H169L168 238V240L169 241H163V239L162 238H156V237H152V234L153 233H155V231L156 230H158L156 227V229H154L155 231L150 235V237L148 236V238H150L149 240H147V239H145V241H144V238H143V236H142V234H143V232L145 231V229H141L142 228V226L140 225V229L141 230H144L143 232L142 231H139V230H137V229H139L138 227V225H137V223L140 221V219L141 218H143V216L141 215L142 213L141 212H139V210H136V209H138L136 206V209H133V206H132V204H134V203H131V200L134 202V200H135V197L132 199H130V201H129V199H127V198H129V197H133V195H128L127 194V192H130ZM141 190V191H140ZM149 190V191H148ZM182 190V189H181ZM184 190L183 191H181V192H183L184 193ZM234 190H236V191H234V192H236V193H239L238 195H240V192L241 191H238L237 192V188L236 189H234ZM7 191H9V190H7ZM15 191H14V193H15ZM22 191V190H21ZM49 191H51V193L49 192ZM55 191H56V189H55ZM47 192H49L50 193V196L49 195H46V193ZM153 192H154V194H153ZM158 192V193H157ZM232 192V191H231ZM264 192V191H263ZM8 193V192H7ZM34 193L32 194L33 195V197L35 196L34 195ZM40 193V194H39ZM48 193V194H49ZM165 193H166V191H165ZM216 193V192H215ZM218 193V192H217ZM216 193V194H217ZM52 194V195H51ZM54 194V195H53ZM135 194H134V196H135ZM157 194H159L158 196H156ZM194 194H196L195 196H194ZM200 194V193H199ZM198 194V195H199ZM203 193H201L200 195H202ZM213 194V193H212ZM216 194H214V195H216ZM223 193H221V195H222ZM243 194V193H242ZM29 195V194H28ZM31 194H30V196H32ZM125 195H127V196H125ZM139 195V194H138ZM137 195V196H138ZM138 196V198H139V203H140V197L141 196ZM146 195V196H145ZM149 195V194H148ZM153 195V196H152ZM186 195H188V196H186ZM199 195V196H200ZM238 195H236L235 194V196H236V198L237 197H239ZM244 195V194H243ZM8 196V195H7ZM22 196V195H21ZM25 196H27V194H25ZM37 196V195H36ZM35 196V197H36ZM52 196H54L50 201H52V202H49V199L52 197ZM156 196V197H155ZM199 196H196L197 198L196 199H198V198H200V200H201V197H199ZM202 196H204V195H202ZM212 197H213V195H211ZM216 196H218V194L216 195ZM223 196V195H222ZM126 197V198H125ZM154 197V198H153ZM160 197H161V195H160ZM211 197V198H212ZM219 197H220V195H219ZM230 197V196H229ZM241 197V199H242V196H240ZM159 198V197H158ZM203 198V197H202ZM203 198V199H204ZM217 198V197H216ZM235 198V197H234ZM11 199V198H10ZM14 199V198H13ZM12 199V200H13ZM142 199V198H141ZM196 199H194V203H196ZM202 199V200H203ZM232 199V198H231ZM262 199V200H261ZM261 199L260 198H258V200H260V201H257V200H255V202L254 203H256L257 204V202H258V205H260L261 204V202H263V206H264V195H263V198H262V196H261ZM8 202H7V201ZM108 200H110L111 202L112 201H114V202H112V203H114L117 207L116 208H112V206H110V203H109V206H110V208L109 209H111V210H108L107 211V209H105L104 207V205H105V203L106 202H110V201H108ZM199 200V201H200ZM216 200V199H215ZM238 200H239V198H238ZM135 201H137V200H135ZM164 201H161L160 203H162V202H164ZM211 201H213V199L211 200ZM211 201H209V202H211ZM230 201H232V200H230ZM236 203H238V201H237V199L236 200H234ZM254 201V200H253ZM252 201V202H253ZM42 202H44V203H42ZM141 202H143V200H141ZM192 202V201H191ZM40 203H42V204H40ZM138 203V202H137ZM159 203V204H160ZM213 203V202H212ZM260 203V204H259ZM114 204H112L113 205V207H115L114 206ZM144 203H142V204H137V205H140L141 207H143L142 205H143ZM153 204H154V206H153ZM158 204V205H159ZM205 204V203H204ZM210 204V203H209ZM135 205H136V203H135ZM169 205V206H168ZM192 205H194V204H192ZM200 205V206H201ZM222 205V204H221ZM257 205V206H258ZM262 205V204H261ZM45 206V207H44ZM162 206V205H161ZM161 206H158V207H161ZM166 206H164V207H166ZM189 206H191L192 208H190ZM213 206H214V203H213ZM215 206H217V203H215ZM263 206L261 207H257L259 210L261 209V208H263ZM154 207V208H153ZM188 207H189V209H188ZM205 207V208H206ZM140 208V207H139ZM157 208V207H156ZM51 209H52V211H51ZM58 209V210H57ZM113 209V210H112ZM142 209V208H141ZM140 209V210H141ZM151 209V210H150ZM166 209V208H165ZM172 209V210H171ZM258 209H256V210H258ZM28 210V211H27ZM48 210H50V211H48ZM57 210V212H55ZM136 210V211H135ZM144 210V209H143ZM142 210V211H143ZM162 210V209H161ZM24 211H27V213L26 212H24ZM64 211V212H63ZM138 211V212H137ZM158 211H159V209H158ZM164 211H166V210H164ZM172 211H175L176 213H174L173 215H175V214H177V216H178V214H179V216L180 215H182V217H180V219H179V216H178V220H177V216L175 215V217H172L171 215H170V213L172 212ZM199 211V212H198ZM261 211H262V209H261ZM21 212H23L24 213V216H25V213L27 214V217H25V218H27L28 219V221H27V223H26V220H25V218H24V216L23 217H19V213H21ZM32 212H34V211H31L30 213H32ZM36 212H35V214H36ZM43 212H44V210H43ZM58 213V214H57ZM136 213H138V214H140L139 216L141 217V218H139L138 217V219H139V221H137L138 219H135V217H136ZM146 212H144V214H145ZM148 213L149 212H147L146 213V216H149L148 215ZM173 213V212H172ZM22 214V213H21ZM33 214V213H32ZM61 214H63V215H61ZM137 214V215H138ZM143 214V215H144ZM31 215V214H30ZM190 215V216H189ZM199 215V216H200ZM210 215H211V213H210ZM244 216L243 217H241V218H243L244 219V217H246L245 216V214H243ZM37 216L38 217H40V218H37ZM145 216V217H146ZM151 216H153V215H150V218H151ZM187 216H189V218H187ZM198 215H196V217H197ZM18 217H19V220H17L18 219ZM33 217H34V214H33ZM33 217H31L32 219L31 220H33ZM209 217V216H208ZM247 217H248V215H247ZM176 218V219H175ZM192 218V217H191ZM202 218V217H201ZM201 218L200 219H198L199 220V222H200V220H201ZM216 218V217H215ZM218 218L220 219V216H218ZM147 219H148V217H147ZM146 219V220H147ZM212 219H214V217L212 218ZM232 218H230V219H228V217H221V220L219 221V225H218V223H217V225H218V229L220 228L221 230H227L226 232H230L231 231V229H232V226L234 227V229H232V231L233 230H235V229H241L242 230V232H241V234H247L248 236H246V235H244V236H241V238L242 239H240V240H242V245H240L239 244V247H236L237 245H233V246H231V245H228V243H229V239H227L228 240V242H227V245L228 246H224L223 244L222 245H218L219 243H222V242H220V240H219V238H217L218 240H219V242H218V244H217V242H215L214 243V241H210V240H206V241H202L203 242V244L202 245H204L207 249H209L210 248V252H211V247L213 248V247H215V248H219V249H217L218 250V252L220 251V256H222L223 255V257H225L228 253H230V254H232V256H234L235 257V254H237V255H239L240 256V262H237V264H246V261H248V259L249 258H251V256L254 258V255L255 256H257V254L258 253H261V250H259V248H258V241H257V236L259 235L258 233V235L256 236V234L254 235V233H256V231H254L255 229L253 228V234H251V232H250V237H249V234L247 233L248 232V230H250L251 231V225L252 224H256V223H253V221L252 220H250V222L252 221V224L251 223H248V220H247V222H245L243 219L241 220L240 218H238V216H237V219H235V220H231ZM30 220V221H31ZM135 220V221H134ZM143 221L145 220V218H143L142 219ZM210 220V222L212 221L211 219H209ZM40 221V223L41 224H43L42 222ZM155 221H156V224H155ZM215 221V220H214ZM213 221V222H214ZM37 222V221H36ZM135 222H137V223H135ZM141 222V221H140ZM177 222H179V224H176ZM204 222H206L205 220H204V218H203V223ZM208 222V221H207ZM215 222H218V219L215 221ZM128 223H130V224H132V225H130V227H128L129 225H128ZM135 223V224H134ZM202 222H201V226H202V224H203ZM29 224V223H28ZM39 224V223H38ZM139 224V223H138ZM144 224V223H143ZM150 224V225H149ZM175 224V225H174ZM214 224V223H213ZM31 225H33V223H31ZM145 225H148L149 227H151V223L149 222L148 223V221L146 222V224ZM144 225V226H145ZM205 225H206V223H205ZM215 225H216V223H215ZM246 225V226H245ZM254 225H252V226H254ZM40 228H41V226L42 225H38ZM44 226H45V224H44ZM44 226H42V227H44ZM143 226V227H144ZM147 226V227H148ZM171 226L170 227H168L169 228V230L171 231ZM204 226V225H203ZM212 226H214V225H212ZM257 227H259L258 225H256ZM256 226H254L255 228H256ZM148 227V228H149ZM158 227V228H159ZM177 227L179 228V230L177 229ZM215 227V226H214ZM261 227V226H260ZM151 228H153V227H151ZM171 228V229H170ZM203 228V227H202ZM205 228H206V226H205ZM211 228V227H210ZM215 228H217V226L215 227ZM46 229H47V227H46ZM161 229V228H160ZM208 231H209V228H206ZM214 228H211V230L212 231H214L213 230ZM218 229H215L216 231L218 230ZM36 230V229H35ZM148 230V229H147ZM256 230H258V229H256ZM33 231V232H32ZM53 232V233H57V232ZM149 231H151V229L149 230ZM153 231V230H152ZM161 231H163V230H161ZM204 231V230H203ZM219 231V230H218ZM236 231V230H235ZM259 231H261V229L259 230ZM142 232V233H141ZM200 232V231H199ZM211 231H209V233H210ZM240 232V231H239ZM258 232V231H257ZM141 233V234H140ZM148 234H150V232H147ZM147 233H145V236L147 237ZM213 233V232H212ZM54 234V235H55ZM147 234V235H146ZM214 234H215V232H214ZM213 234V235H214ZM240 234V235H241ZM144 235V234H143ZM167 235V234H166ZM210 235L211 234H209V237H210ZM144 236V237H145ZM37 237V236H36ZM63 237H64V239H63ZM212 238H214V237H217V235L215 234L214 236H211ZM249 237V238H248ZM67 239V240H66ZM162 239V240H161ZM216 239V238H215ZM216 239V240H217ZM38 240V239H37ZM66 240V241H65ZM203 240V239H202ZM217 240V241H218ZM239 240V239H238ZM40 241V240H39ZM57 241V240H56ZM249 241V242H248ZM67 242V243H68ZM166 242V243H165ZM211 242H212V245H213V243L216 245H218L219 247H216V246H211ZM224 242H226V240H224ZM238 242H241V241H238ZM60 243V242H59ZM55 244H56V242H55ZM64 244V243H63ZM225 244V243H224ZM230 244H231V242H230ZM68 245V244H67ZM49 246H51V248L49 247ZM55 246H57V245H55ZM54 246V247H55ZM59 246V245H58ZM57 246V247H58ZM62 246V245H61ZM161 246H165L164 247V249H166L165 250V252H166V254H164L165 256V260H164V258L162 259L161 258V256H158V254H159V251H157V248L158 247H161ZM197 246V245H196ZM224 246V247H223ZM28 249H27V248ZM65 247H67L66 245H65ZM199 247V246H198ZM202 246H201V244H200V248H201ZM70 248V247H69ZM203 248V247H202ZM69 250V249H68ZM114 250V252L115 253H112V251ZM215 250V249H214ZM224 252H223V251ZM28 251V252H27ZM56 251H57V249H56ZM198 251V250H197ZM58 252V251H57ZM74 252V253H73ZM164 252V253H165ZM52 255H51V254ZM54 253V254H53ZM67 253H69V251H67ZM66 253V255H70V254H67ZM112 253V254H111ZM158 253V254H157ZM222 253V254H221ZM224 253V254H223ZM27 256H26V255ZM49 254V255H48ZM74 254V255H73ZM205 253H203V249L202 250H199L198 251V253H196V255H195V257L196 258H194V259H196L195 261L197 262L196 264H228L225 260H223L224 262L223 263H221L219 260H218V258L215 260H213V262L214 263H211L212 261H210V258H208V256H206V255H204ZM212 254V253H211ZM71 255L70 256H68V257H71ZM160 255V254H159ZM225 255V256H224ZM115 256V257H114ZM260 256V255H259ZM234 257H231V260H230V262H232V261H237ZM222 257H220V259H221ZM253 258H252V262L250 261V262H248V264H254L255 262H254V260H253ZM256 258V257H255ZM254 258V259H255ZM258 258V257H257ZM257 258H256V263H258L259 262V260H257ZM49 259V258H48ZM51 259V258H50ZM67 259H69V258H67ZM223 259V258H222ZM225 259V258H224ZM52 260V259H51ZM190 260V259H189ZM218 260V261H217ZM227 260V259H226ZM238 260V261H239ZM27 261V262H26ZM68 261V260H67ZM194 261V262H195ZM234 261V264H236V262ZM241 261H242V263H241ZM258 261V262H257ZM229 262V263H230ZM254 262V263H253ZM263 263H264V261H262ZM262 262H260V263H262ZM69 263V262H68ZM187 263V262H186ZM188 263H189V261H188ZM193 263V262H192ZM262 263V264H263ZM28 264H30L29 262H28ZM72 264V263H71ZM233 264V263H232Z\"/></svg>",
    "mask_w": 264,
    "mask_h": 264
}]
</instances>
